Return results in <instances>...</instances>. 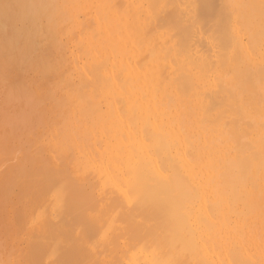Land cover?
Returning a JSON list of instances; mask_svg holds the SVG:
<instances>
[{"label":"bare ground","instance_id":"6f19581e","mask_svg":"<svg viewBox=\"0 0 264 264\" xmlns=\"http://www.w3.org/2000/svg\"><path fill=\"white\" fill-rule=\"evenodd\" d=\"M18 1V0H17ZM81 1H83V0H81ZM94 1V0H93ZM120 2V0H113V2ZM122 1V0H121ZM125 2H126V4H124V7H123V9H122V12H121V15L119 16L118 14H116V13H118L117 12V10L119 9L118 7H120V5H117V2L116 3H112L111 5H113V6H115V9H117V10H115L114 9V7L113 6H111L112 7V9H110V6H109V11L110 12H112V13H109V16H110V14H111V17H109L110 18V20H111V18H112V20H113V22H114V24H113V26H112V24L111 25H108V23L106 22L105 23V20H104V18H103V21L101 20V23L100 24H102L103 25V23H104V25L106 24V25H108L109 27H110V31L109 30H107V29H109L108 28V26H107V29L105 28L104 29V27L101 25V27L103 28V29H101L99 26H97L98 24H97V18L95 17V16H93V18L95 17V19L97 20L96 21V28L98 27L99 29H100V31H102V32H104L105 30L106 31H108V32H104L103 34L104 35H107V42H108V45L110 46V47H107L108 49L110 48V49H114V51L112 50V52H109V50H106V51H108L109 53H110V57H108V65L107 64H105L106 63V61H105V63L102 61V63H101V65H100V62H98V61H100V60H102L101 59V57H98V58H96V57H94L95 55H94V52L92 51V50H90L91 52H93V56L91 57V58H95L94 60H98V61H96L99 65H100V67L102 68L103 66H104V64L105 65H107V67H106V69H105V67L104 68H102V69H105L104 70V72L103 73H105V76H106V78H105V76H103V75H101V78H100V74H102V73H100V72H98L99 70L98 69H100L99 67H97L98 65H95V63H91V65L92 64H94L93 66V68H96V71L98 72H95L94 70L95 69H93V71L95 72V75H94V73H92V67H91V69H89L90 68V61L91 60H89V61H87V62H89V63H84L85 62V60H87V59H85V60H81V59H84V58H86V56L84 57V58H81L82 56H80V60L81 61H84L83 62V64H84V66L83 65H81L82 64V62L80 61L79 63H81V64H78V67H79V65H81L80 67L81 68H83V67H87L88 66V64L90 65V66H88L87 68L89 69V70H91V77H92V79H93V76H95V77H97V76H99V78L97 77L95 80H89V78H91L89 75H87V73L89 72L88 70H86L87 68L85 67L84 69H83V71L85 70V72L86 71H88V72H86V75L89 77H84V75H85V73H83V71L81 70V69H79V68H77V69H79L80 71H82V73L84 74H79L78 73V77H79V75H80V79L82 78V76L81 75H83V77L84 78H86V79H88L87 80V82L89 81V83H90V81H96V80H98L97 82H96V85H99V80L100 79H102L103 78V81H105L106 79L108 80V81H106V82H104L105 84L107 83V85L106 86H103L104 88L105 87H108L109 88V90L104 94V96L106 97V103L103 105V96H101V94H102V92L101 91H104L105 92V90H107L108 88H105V90H103V88L101 89V86L103 85L102 83H101V81H100V83H101V85H99V87L97 86L96 87V85H94L95 83H93V82H91V86H92V88H93V86H94V88H93V90L94 91H97V92H100V93H98V94H100L99 95V98L101 99V101L100 102H96V103H100V105H101V102H102V106H104V108L101 106H99L98 104H94V106L95 105H98L100 108H103V109H101V110H103L102 111V114L101 115H99V117L98 118H95V120H96V123L98 124L99 123V125L97 126L99 129H98V133H99V135H95L97 132L95 131L96 129L95 128H97V127H95L97 124L96 123H94V122H92V123H90V118L88 119L89 120V123L88 124H92V125H87V127L89 128V129H91L90 131H92V133L89 131V132H87L89 129L87 128L86 130L87 131H85L84 132V126H85V121H86V119H85V117L87 116H91V114L92 115H94V113H93V111L95 110H97L98 108L95 106V109H92L91 107H93L94 108V106H93V103L92 102H94L95 103V97L96 96H98V95H96V94H94V95H96V96H94V95H92L93 93V90H91V93L92 94H90V89L87 87V86H85V79L84 78H82V80L84 79V82L85 83H82V85L83 86H85V87H87V89H89V92H86L85 93V91H84V93L82 92V91H80L81 93H83V95L81 94V93H78V90L80 89V90H82L83 89V87L81 88V87H79V88H76V86H74V85H72V84H70V86H69V84H68V88H71V86H72V89H74L73 87H75V89H78V90H73V91H75L74 92V94H70V96H69V99H67V100H69V103L72 101V99L70 100V97L71 96H73V97H71V98H73V106L76 104L75 102H74V99L76 98V97H79L78 96V94L81 96V97H79V101H78V105H79V107L77 106V109H76V105H75V107H74V109L75 110H78L79 111V109H80V111H79V113L81 112L82 113V111H84V109H86V107L84 106L85 104H86V102H87V94L89 93L90 94V96L92 95L93 97H94V99H92V101H90L89 100V102H87L88 104L90 103L91 104V106H89L90 107V109H89V107L87 106V108H88V110L89 111H92V113H90L89 112V115H88V110L86 111H84V112H86V116L84 117V118H82V116L85 114V113H82V116H80V119L82 118V120L83 119H85L82 123H81V121L82 120H79V119H77L76 117H78L79 115H78V112L75 114L76 116H75V120H79L80 121V123L81 124H84V126L82 127L83 128V130L80 128V129H76L77 131L78 130H80V132H81V134L84 132L85 134H87V133H91V135H93L94 134V132H95V136L93 137V139H92V141H91V138H89L90 140H89V142L91 141V143H92V145L90 146V144L88 143V141L87 140H85V138H84V143H83V141H81L80 139H82L83 138V136H82V138H81V134H79L80 136L77 138V136L76 135H78V132H76L75 134L76 135H74V133H72V131L71 132H69L70 134H68V136L70 137V139H72L74 142H73V146H75L76 148H77V146H76V144L75 143H78L79 144V142L81 143H83L84 144V146L88 143L89 144V146L90 147H88L87 149H86V151L87 152H85V147L84 146H82L83 144H79V146H80V148L81 149H83V147H84V151H83V153L85 152V155L86 156H88L87 157V161H89V163H88V173L87 172H85L84 171V169H82L81 170V173L82 174H84V175H86V179L84 178V179H82L81 181H82V186L81 185H79V188H88V199H87V201L84 203V204H86V205H84L82 202H83V200L82 199H79L78 197V194H73L74 196H75V198H76V201H75V198L73 199V195H72V198H71V194L74 192V190L72 191V189L71 188H69V186H67L70 182L68 181V184H66V186L68 187H66V188H64V185H63V183H62V181H63V178H62V180L60 181L59 179L61 178V176L64 174V173H62V170H60L59 168L57 169L58 171L60 170L61 171V173L62 174H60V176H59V178H58V181L57 182H55L56 184L58 183L59 184V181L62 183V184H60V186L61 185H63V186H59L58 188H60V190H62V189H64L63 191H65V189H70V190H68L67 192H68V194H69V196H68V194H66L65 192H63V193H65L67 196H65L64 194H62V191H60L61 192V195H60V199H61V204L62 203H64V205L66 204V202H67V206L65 205H60V216L62 217H60V227H58V228H60L59 230H60V238H58V236H56L58 239H56V237H54V233L56 234V232H51V230L53 231L54 229H52V226L54 227V225H55V223L57 222V221H53L49 216H47L46 218H48V219H50V220H48L47 221V219L46 218H44V219H37V224H38V222H39V224H41V223H44L45 225L47 224V226L46 227H44L43 228V230H44V232H43V230H41V234H44L46 237V240H45V238L44 237H42L41 239H44L45 241H48V242H46L47 244L49 243V246H51L50 245V239H55V242H52V244H53V246H54V243H55V245H56V247H57V245H58V242H59V244H60V247H59V245H58V247H59V252L60 253H58L57 251H58V247H57V249H52V248H48V249H41V250H44V251H46L44 254H39V255H42V256H45V261L46 262H44L43 260H44V258L42 259L39 255V257L42 259V261L45 263V264H57V260H60L59 262V264H224L225 262H233L234 260H235V257H236V255H235V257H234V260L231 258V251L233 250L234 252H235V250H234V245H236V242H233V240L235 241H237V246H235V247H237L238 248V250H243V254H245L247 257H249V258H251L252 259V255L254 256L253 258H254V262L255 261H257L258 262V264H264V227L261 225V231H262V235L260 236V238H259V240H258V238H256V236L255 235H257L258 236V232H256L255 231V229L254 228H257V229H259L258 227L260 226V223H261V221L263 220V217H262V219L260 218V215H262L263 213H264V209H263V207L262 206H264V204H263V202L264 201H260L258 204L259 205H262L261 207H259L258 208V210L256 209V212H258V213H254V215H256V216H259V217H257V224H258V226L256 225V224H254L253 223V220H255V219H253L254 217H253V215L251 214L250 216H252L251 218H249V219H247L248 221L250 220V219H253L252 221L250 220V222H248L249 223V225H248V223L246 224V227H245V229L248 227V226H250V223H251V225L252 226H250L251 228L250 229H252L253 227V229H254V231H252L251 230V232H256L257 234H253V233H250L249 234V232L248 231H246V230H244V233H245V235L243 236V238L245 237V239L247 240V242L249 243V245H246V243L245 244H243V240H242V237L239 235V233H241V232H239V231H241V229H244V227H243V225L245 224V221L247 222V220L245 219V221H244V223H243V220L244 219H240L243 215H244V213H242L243 211H239V209H241L242 210V208L244 207L245 208V206H246V208H245V210L244 211H247L246 209H247V207H248V205H249V203L247 204V205H245L248 201L247 200H249V199H246V198H248V197H246V195H244V197H245V199H246V201L244 202L243 200V202L242 201H240V205H242V203H243V207H239V205H237V203H236V205H237V207H235V208H238V213L240 212V213H242V214H237L236 212H235V208H234V212H235V214L234 215H238L239 216V218L236 216V219H234L233 217H232V219H230V220H232L231 222L234 224V228H232V227H229L230 225H228L229 224V222L228 221H226L227 220V218H226V216H224V214H222V213H225V211H226V208H225V206L227 205V200L228 199H230L231 197H232V195H230L229 193V197H227L228 199L226 200V198H225V195L223 196V193L224 194H226L227 193V191L225 192L224 190H225V186H227V184H228V186H229V183H225V185H224V182H227V180H229V182L233 179V178H230V177H232L233 175L231 174V173H233L234 171V169L231 171V173H230V177H228L226 174H228L229 172L228 171H230V169H228V171L226 170V172H225V170L223 171V172H220V173H222V175L224 174V172H225V176H227L228 177V179L226 180V178L225 177H223V178H221V174H219V176H220V179H222V182L223 183H221L222 185H224L223 187H225V188H223L222 187V189H219L218 187V189L216 188L215 189V185L217 184V179L215 178V182H213V180H212V178H213V175L210 173V171H209V169H208V167H209V164H210V162H213V165H214V167L216 168V166H218L219 165V163H221V160H222V158H221V160L219 159V157L218 156H216L217 155V153H215V152H217V151H215V149L212 151V154H208L207 155V153H206V151H205V153L203 152V150L206 148V145H202V149H201V145L199 146V148H197L198 150L200 149V152H198V150L196 149V143H204V139H203V137L201 136V131L198 129L197 131H198V133H199V135L201 136V138L200 139H197V140H194V141H192V143L194 144V147L192 146V145H190V146H192V148H194V149H196V150H194V153H192L193 151V149L191 148V150L189 149L190 147H188V144H187V138L185 137V135H186V133L189 135V131H188V124L189 123H187V125L186 126H184V124L186 123V120H188V118L191 116L190 114H191V112L192 111H189V113L187 112V114L188 115H186L187 117H184L183 119V124L182 125H180V122H181V118H179V116H181L180 114H179V116L177 117L180 121H178V119H176V113L174 114V112H175V110H173L172 109V105H171V103H170V100H171V89H169V87L170 88H173L171 85L172 84H174L173 82L174 81H176L177 82V84L178 85H176V83L174 84V86L176 85L177 87L179 86V88H181L183 91L181 92V89H179L180 90V93H182V95H183V92L185 93V91L187 90L188 91V87L187 86H193V85H191V84H189L188 83V79L190 78V77H188L186 74H181V73H179L178 75H177V78H176V80L174 79V80H172L173 78H172V70L173 69H171V65H174V70H176V68H177V66L178 65H180L179 64V61H184L183 59H177V61L176 62H178V65L177 64H171V63H168V62H170V61H167V62H165V60H161L160 62L159 61H157V59H159V57L158 56H160V54L161 53H163V57L162 56H160V59H161V57L163 58V59H168V58H170V56H169V54L168 53H171L170 51H168L169 50V48H171V47H167L166 49H165V52H163V49L162 48H164L163 46H161L160 48H161V50H162V52H160V49H159V51H158V56H157V54H156V56L158 57H156V56H153L152 55V52H151V47H152V43H150V42H148V40L150 39V37L154 34L153 33V31H154V29L153 28H151L150 26L152 25V17L154 16V13H161L162 12V18H164V16H166L167 17V14H168V16L170 17V20H168L169 19V17L168 18H164L165 20L167 19V21H165L164 19H162L159 15V18H161L162 20H164V23L166 22V25H170L169 23L172 21L171 20V18H174V17H176V16H179V14H178V12H180V11H178L177 10V7L179 6V5H183L184 3L182 2V4L180 3L179 4V2H181L182 0H180L179 2H178V0L176 1V0H174L175 1V3L174 4H176V5H178L177 7H174L175 5L173 4V3H170L171 1H173V0H170V2H168L169 0H163L164 2H168L167 4H169L168 6L170 7V8H172V5L171 4H173L174 6V8H176V9H171V11L170 12H167L168 11V9H169V7L168 6H166L165 7V9L164 10H166L167 9V14H166V12L164 11H162L161 10V8L160 7H162V6H159V9H160V11L156 8V6L159 4V2L157 3V1L155 0V3H154V0H150L152 3H148V0H147V2H145V0H142L143 2H145V3H143L141 0H124ZM159 1H161V0H159ZM173 1V2H174ZM189 2H187L188 4L190 3L191 5H189L190 7L194 4V7L195 8H190V7H188V8H190L192 11H193V9H194V12H196V14L194 15L193 13H192V16H194L193 18L194 19H196V20H193V18L192 19H190V15L189 14H191L190 13V9L188 10V9H186V6H184L185 8H183V9H181V11L183 10V12H186V13H184L185 14V16H188V18L187 19H190V21H192L193 22V24H197L196 26L197 27H193L192 28V30L190 29L192 26L191 25H193L192 24V22H190L189 20H185V18H184V16H183V14L180 12V18H174L173 19V22L171 23V25L172 24H175L176 25V27H174V25H172V27H173V29L175 30V32H177V34H180V36L178 35V36H175L177 39H175L177 42H178V44H180V39H181V37H182V40H183V38L185 39V41L186 42H190V43H192V36L191 35H193L192 34V32L191 33H187V32H190L189 30H191V31H193V33L194 32H198V30L197 31H195V29H197L198 27H200V29L199 30H201V31H203V30H205V32L209 35V34H211L209 37L210 38H213V36L216 34L217 36L218 35H220L219 33H223V31H227V30H225V28H227L228 29V25L226 24V27H225V25L223 24V23H225V21H224V17L225 18H227L226 16H224V13H223V11H224V9H223V11H222V9L220 10H217L216 8L218 7H216V5H220L221 4V6L223 5L222 3H221V1L222 0H210L212 3L210 4V1L209 2H207L206 4L204 3V0L203 1H199V0H188ZM193 1V3H191V2ZM215 1V2H214ZM216 1H218V2H220V4L218 3V2H216ZM227 1V0H226ZM238 1V0H237ZM260 1V0H259ZM258 1V5H259V2ZM80 2V1H79ZM101 2V1H100ZM163 2V3H164ZM176 2H178V3H176ZM195 2V3H194ZM204 3V5H202V4H200V3ZM233 2V1H232ZM241 2V1H240ZM239 2V3H240ZM243 2V1H242ZM8 3V2H7ZM11 4L10 5H12L13 3H12V1L10 2ZM83 3V2H82ZM82 3H81V5H82ZM199 3V4H198ZM214 3V4H213ZM218 3V4H217ZM226 3V2H225ZM93 4H94V2H93ZM107 4V3H106ZM115 4V5H114ZM147 4V5H146ZM148 4H150L149 6H148ZM151 4H153V5H155V6H153V8L155 7V9H157V11L156 10H153V8H152V11L150 10V8L152 7L151 6ZM186 4V3H185ZM216 4V5H215ZM232 4V3H231ZM235 4H237V3H235ZM26 5V4H25ZM74 5V4H73ZM123 5V4H122ZM160 5H161V3H160ZM171 5V6H170ZM210 5H212V7L211 8H214V9H211L210 8ZM238 5V4H237ZM27 6V5H26ZM69 6V5H68ZM75 6H77V3H76V5H74V7ZM106 6V5H105ZM117 6V7H116ZM130 6V7H129ZM164 6H165V3H164ZM164 6H163V8H164ZM201 6L203 7V6H207L206 8L205 7H203V8H201ZM227 6H228V4H226V7H224V8H227ZM233 6V5H232ZM251 7L250 8H252V5H250ZM254 6V5H253ZM256 6V5H255ZM254 6V8L256 9V7ZM22 7V6H21ZM83 7V6H82ZM87 7V6H86ZM85 6L83 7V8H86ZM108 7V6H107ZM106 7V8H107ZM158 7V6H157ZM168 7V8H167ZM235 7V6H234ZM244 7L246 8V5H244ZM13 8V7H12ZM15 8H16V6H15ZM25 8V7H24ZM70 7H68V9H69ZM127 8V9H126ZM162 8V9H163ZM179 8H182V7H178V9ZM243 8V7H242ZM241 7H240V9H242ZM5 9V8H4ZM19 9V8H18ZM71 9V8H70ZM184 9H186V11L184 10ZM198 9V10H197ZM207 9H210V10H212L210 13L208 12H206V10ZM229 9V8H228ZM238 9V8H237ZM240 9H239V11H240ZM254 9V10H255ZM1 10H3V9H1ZM16 10V9H15ZM106 10V9H105ZM112 10V11H111ZM173 10H174V12H173ZM175 10H177V11H175ZM180 10V9H179ZM187 10H188V14H187ZM205 10V12H203ZM214 10V11H213ZM9 11H10V9H9ZM21 11V10H20ZM118 11H120V9L118 10ZM155 11V12H154ZM159 11V12H158ZM191 11V12H192ZM204 14H201V12ZM219 11H221V12H219ZM229 11H231V10H228L227 12H229ZM233 11V10H232ZM232 11H231V13H230V15H232ZM236 11V10H235ZM260 11H262V9H260ZM264 11V10H263ZM8 12V11H7ZM17 12V11H16ZM16 12H14V13H16ZM116 12V13H115ZM152 12H154L153 13V15H152ZM171 12H173V15H176V16H173L172 14H171ZM176 12V13H175ZM197 12H200V14H201V16H200V14L199 13H197ZM218 12L219 13H221L219 16L217 15L218 14ZM234 12V11H233ZM245 12V11H244ZM247 12V11H246ZM19 13H21V12H19ZM30 13H32V11L30 12ZM88 13V12H87ZM93 13V12H92ZM163 13H165L166 15H164ZM175 13V14H174ZM215 13H217V14H215ZM249 13V10H248V12H247V14ZM258 13H260L259 11H258ZM10 14H11V11H10ZM25 14V13H24ZM23 14V15H24ZM36 14V13H35ZM82 15H84V13H81ZM98 14V12L96 13V15ZM157 14H155V16H157ZM181 14H182V16H181ZM207 14H209V15H207ZM210 14H215L216 16H214L213 17V15H210ZM223 14V16H221ZM243 14V13H242ZM247 14H243L242 15V17L243 16H245V17H247ZM3 15H4V12H3ZM2 15V16H3ZM6 15V14H5ZM8 15H9V13H8ZM23 15H21V16H23ZM26 15V14H25ZM58 15H59V13H58ZM82 15H80V19H82ZM164 15V16H163ZM206 15V16H205ZM259 15H261V13L259 14ZM11 16H13V15H11ZM15 16H17V14L15 15ZM155 16H154V18H155ZM158 16H157V18L155 19V21H157L159 18H158ZM191 16V17H192ZM199 16V17H198ZM205 16V17H204ZM209 16V17H208ZM240 17V14H238L237 15V18L239 19V17ZM249 17H250V13H249V15H248ZM35 17V16H34ZM58 17V16H57ZM71 17V16H70ZM79 17V16H78ZM100 17V16H99ZM107 17V16H106ZM208 17V18H207ZM214 18V19H212V18ZM221 19H220V18ZM231 17V16H230ZM244 17V18H245ZM259 17H262V16H259ZM258 17V18H259ZM23 18V17H22ZM32 18H33V16H32ZM108 18V17H107ZM181 18L183 19V21L185 20V22H188V23H180V22H183L182 20H181ZM202 18H204L203 20H201ZM211 18V19H210ZM216 18H218L217 20H219V23H217V24H215L216 25V27L214 28V26H213V23H215L214 21H217L216 20ZM228 18H229V16H228ZM228 18H227V20H228ZM232 18V17H231ZM236 18V21L238 20ZM244 18H243V20H244ZM6 19V18H5ZM26 19V18H25ZM160 19V20H161ZM178 21H177V20ZM198 19V20H197ZM253 19H254V17H253ZM262 19V18H261ZM260 19V22H262V23H264L262 20ZM6 20H8V18L6 19ZM11 20V19H10ZM13 20V19H12ZM16 20H17V18H16ZM19 20V19H18ZM86 20V19H85ZM99 20V21H100ZM107 20H109V19H107ZM161 20V21H162ZM181 20V21H180ZM200 20V21H199ZM210 20H214L213 22H212V27L214 28H211V26H210V24H209V22L211 23V21ZM223 20V22H222V24L224 25L223 27H225V28H223L222 26H218L219 24L220 25H222L221 24V21ZM249 20V19H248ZM4 21V20H3ZM25 21V20H24ZM82 21H83V23H84V25H85V21L82 19ZM120 21H122L123 22V24H120V27L119 26H117V25H115L116 23H118V22H120ZM169 21V22H168ZM180 21V22H179ZM209 21V22H208ZM231 21V20H230ZM252 21V20H251ZM79 22H81L80 20H79ZM178 22H179V24H178ZM189 22H190V24H189ZM198 22V23H197ZM200 22H201V24H202V26H200ZM229 22V21H228ZM244 22L246 23L247 22V18H246V20H244ZM242 23L243 25H245V23ZM1 23V22H0ZM31 23V22H30ZM155 23H157L158 24V22H155ZM162 23H163V21H162ZM163 23V24H164ZM208 23V24H207ZM238 23V22H237ZM237 23H234V21H233V27H234V25H236ZM249 23V21L247 22V24ZM26 24V23H25ZM76 24H81V26H83L82 25V23H76ZM182 24V25H181ZM184 24H186L187 26L188 25H190V26H185ZM203 24H204V26L205 25H207L206 27H204L203 26ZM260 24V23H259ZM105 25V26H106ZM160 25V23L158 24V25H156L157 26V28H161V27H165V30H169V31H172V30H170V29H172V27L171 26H164V25H161L160 27H158ZM179 25H181V26H179ZM230 25V24H229ZM239 25V24H238ZM238 25L237 26H235V28L236 27H238ZM256 25V23L253 25V26H255ZM260 25H262V24H260ZM264 25V24H263ZM262 25V26H263ZM48 26V25H47ZM85 26H89L88 24L87 25H85ZM111 26H112V29H111ZM193 26H195V25H193ZM210 26V27H209ZM259 26V25H258ZM11 27V26H10ZM23 27H25V26H23ZM34 27V26H33ZM52 25H51V29H52ZM167 27V28H166ZM179 27V28H178ZM187 28V30H185V35H186V33H187V35H190V37L189 36H186V37H188L189 39H191L190 41H189V39L188 38H186V37H183V36H185L184 35V29L185 28ZM204 29H203V28ZM208 27L210 28V29H212L211 31L210 30H208ZM220 27V28H219ZM230 27V26H229ZM241 27V26H240ZM247 27V26H246ZM256 27H257V25H256ZM54 28V27H53ZM90 28V26L89 27H87L86 29H89ZM95 28V27H94ZM116 28H119L120 29V37L118 36V33L116 32L117 31V29ZM150 28H151V30H152V32H149L150 31ZM156 28V27H155ZM168 28H170V29H168ZM182 28H184L183 30H182ZM221 28H223L222 29V31H221ZM250 28H252L253 29V37H254V35H255V33H256V31H255V28H253V27H251L250 26ZM249 28V29H250ZM260 26H259V31L260 32H264V31H262V30H260ZM21 29V28H20ZM23 29V28H22ZM28 29V28H27ZM81 29V28H80ZM80 29H78V31H77V34H78V32H80L79 30ZM85 29V27L83 28V30ZM122 29V30H121ZM179 29V30H178ZM181 29V30H180ZM194 29V30H193ZM207 29V30H206ZM237 29V28H236ZM242 29V28H241ZM244 29V28H243ZM30 30V29H29ZM48 30V29H47ZM91 30H93L92 28H91ZM217 30L219 31L218 32V34H217ZM238 30H239V33H240V29L238 28ZM251 30V29H250ZM264 30V29H263ZM15 31H16V29H15ZM52 31H54V29H52ZM122 31V32H121ZM141 32V35H142V40H141V42H139V39H140V32ZM182 31V32H181ZM201 31H199V33H201ZM210 31V32H209ZM232 31H235L234 30V28H233V30ZM252 31V30H251ZM255 31V32H254ZM47 32V31H46ZM84 32V34H86L85 33V31H83ZM86 32H87V30H86ZM110 32V33H109ZM173 32V31H172ZM174 32V33H175ZM204 32V31H203ZM214 34V35H212V33ZM235 32H237V31H235ZM234 32V33H235ZM244 31H242L241 30V35H243L242 37H244L245 35H246V33H243ZM250 32V31H249ZM76 33V32H75ZM93 33H94V30H93ZM93 33H91V35L93 34ZM122 33V34H121ZM148 34V33H150V37H149V34L148 35H146V34ZM153 33V34H152ZM157 33H160V32H157ZM163 33V32H162ZM174 33H171V34H169L168 33V35H169V37L170 36H172V37H174ZM196 33H194V34H196ZM199 33L198 34H196V35H194L195 37L198 35V38H199ZM227 33H229V31L228 32H224V34H227ZM243 33V34H242ZM247 33H248V31H247ZM18 34V33H17ZM17 34H15L16 36H17ZM23 34V33H22ZM27 34V33H26ZM77 34H76V36L74 37V39L75 38H77ZM102 34V33H101ZM177 34H175V35H177ZM239 34V35H240ZM264 34V33H263ZM263 34H261L260 33V36H263ZM58 35H61V34H58ZM87 35L90 37V39L92 38V36L90 35V31H89V33H87ZM86 35V36H87ZM97 34H95V36H96ZM144 35H146L145 37L146 38H148L149 37V39L147 40L146 38H144ZM159 35V34H158ZM161 35V34H160ZM181 35H183V36H181ZM200 35H203L202 33L200 34ZM205 35V34H204ZM203 35V36H204ZM222 35V37L224 36L223 34H221ZM229 35V34H228ZM231 36H232V34H230ZM252 35V34H251ZM22 36V35H21ZM24 36V35H23ZM27 36V35H26ZM25 36V37H26ZM29 36V35H28ZM80 34H79V37L78 38H80ZM88 36L86 37L87 39H89L88 38ZM94 36V35H93ZM103 36V35H102ZM154 36V39H156V37H155V35H153ZM152 36V37H153ZM162 36V35H161ZM206 36V35H205ZM217 36H215V37H217ZM246 36H249L250 37V34H248V35H246ZM19 37V36H18ZM25 37H23V39L25 38ZM151 37V38H152ZM194 37V38H195ZM208 37V36H207ZM214 37V38H215ZM221 37V36H220ZM225 37V36H224ZM220 38V42L222 43H224V45H223V43L222 44H219L220 42L219 41H217V44H219V46L217 47V48H219L220 50V52H219V54L221 55L222 53H224V55L222 56L221 55V57H220V55L216 52V49H215V46H217L216 44H214V45H210L209 44V42L211 41H209V39L210 38H207V43H208V45H210L211 47H209L208 45L206 46V48H207V50L209 51H206L207 52V54H205V55H207V56H209L208 55V53L210 54V50H215V52H214V54H211L210 56H209V58L210 59H212L211 58V56L213 55V56H216L215 58L218 60L219 58H217V56L218 57H220V59L218 60L219 62H220V60H226V58L228 57L227 55V57L225 56V54H226V51L225 50H223V52L221 51V48L222 47H224L225 45V49L228 47L229 48V44L228 43H226V40L228 41V42H230L229 40L230 39H228L229 37H227V35H226V37L225 38ZM236 37H237V35H236ZM235 37V38H236ZM27 38V37H26ZM30 38V37H29ZM32 38V37H31ZM86 38H84V40L86 39ZM161 38V37H160ZM166 38V37H165ZM165 38H164V40H165ZM168 38V37H167ZM167 38H166V40H167ZM198 38H195L194 39V41H198L197 43H196V45H195V47H194V45L193 44H190V46H187L188 45V43H187V45H185V46H187V47H185L186 49H188V51L189 52H186L187 50H185V48L184 47H180V46H182L183 45V41L181 40V45L179 46L178 45V47L181 49V48H184V49H181L182 50V54H183V51H184V54L186 53V54H188V55H190V57H189V59L191 60V58H193L192 60H196V61H198V62H195V63H198V65L201 63V62H199V59H198V57L200 56V58H202V56L203 55H200V54H202V52H205L204 50H201V48L199 47V49L202 51H199V49L197 50L200 54H198V52L196 53V46L197 45H199V46H201V43H202V46H204L205 47V45L207 44L206 42H204L205 40H200V38H202V36L199 38V40H197ZM206 38V37H205ZM213 38V39H214ZM232 38V37H231ZM245 39H243L244 40V42H243V45H246V46H244V47H248V49H246L247 50V52H248V50L250 51V48H249V46H247V44L249 43V42H247V37H244ZM255 39H256V36L254 37ZM28 39V38H27ZM73 39V40H74ZM154 39H152L153 41H154ZM159 39V38H158ZM179 39V40H178ZM187 39V40H186ZM204 39V38H203ZM213 39H212V41H213ZM217 39V38H216ZM215 39V40H216ZM223 39H225V41L223 40ZM233 39H234V37H233ZM253 39V38H252ZM261 39H262V37H261ZM263 39H264V36H263ZM262 39V40H263ZM11 40V39H10ZM21 40V39H20ZM93 40H94V38H93ZM170 40H171V38H170ZM174 40V41H175ZM215 40H214V42H210L211 44H213V43H215ZM217 40H219V38L217 39ZM232 40V39H231ZM254 40V39H253ZM22 41V43L25 41H23V40H21ZM32 41H34V40H32ZM98 41V40H97ZM97 41H96V43H97ZM156 42H157V40H155ZM154 41V42H155ZM184 41V42H185ZM194 41H193V43H194ZM199 41H200V43H199ZM209 41V42H208ZM236 41H237V39H236ZM256 41H257V39H256ZM264 41V40H263ZM12 42H13V40H12ZM84 42V41H83ZM92 42V41H91ZM93 42H95V41H93ZM99 42V41H98ZM101 42V41H100ZM156 42H155V44H154V47H155V45H156ZM164 42H166V41H164ZM167 42H168V40H167ZM219 42V43H218ZM232 42V41H231ZM234 42V41H233ZM246 42H247V44H246ZM255 42V41H254ZM254 42H252V43H254ZM11 43V42H10ZM71 43V42H70ZM85 43V42H84ZM82 44V46L83 45H86V43H88L87 42V40H86V43L85 44ZM102 43V42H101ZM158 43V42H157ZM194 43V44H195ZM204 43V44H203ZM226 43V44H225ZM235 43V42H234ZM234 43H231V44H234ZM258 43H259V40H258ZM261 43H264V42H261ZM9 44V43H8ZM7 44V45H8ZM12 44V43H11ZM11 44H9V46H11ZM24 44V43H23ZM31 44V43H30ZM32 44H34V46L35 45H37V42L35 43H32ZM53 45H54V41H53V43H52ZM94 44V43H93ZM92 44V46L94 47V45ZM98 44V43H97ZM165 44V43H164ZM176 44V42L173 44V46ZM236 44V43H235ZM238 44H239V42H238ZM238 44L236 45V49H237V46H238ZM254 44H256L257 45V43L255 42ZM13 45V44H12ZM24 45H26V44H24ZM70 45V44H69ZM88 45V44H87ZM159 45H163V42H160L159 43ZM191 45H192V48H194L195 49V51L194 52H192L193 53V55L192 54H190V51H192L191 49L189 50V48H191ZM223 45V46H222ZM249 45H250V43H249ZM21 46V45H20ZM33 46V47H34ZM80 46H81V44H80ZM95 46H97L98 47V45H95ZM176 46H177V44H176ZM184 46V45H183ZM201 46V47H202ZM213 46V47H212ZM220 46H222L221 48H220ZM254 46V45H253ZM14 47V46H13ZM18 47V46H17ZM42 47H44V46H42ZM87 47V46H86ZM111 47H113V48H111ZM157 47V46H156ZM189 47V48H188ZM260 47H264L263 45L262 46H260ZM10 48H12V46L10 47ZM20 48V47H19ZM28 48V47H27ZM49 48V47H48ZM52 48V53L51 54H53L54 53V51L53 50H55V49H53L54 48V46L53 47H51ZM60 49L62 48V49H64L63 47H59ZM79 48V47H78ZM82 47H80V49H81ZM83 48H85V46L83 47ZM88 48V47H87ZM99 48V47H98ZM177 48V47H176ZM176 48H175V51L177 52V55H179L178 53H181V50H179V48L176 50ZM209 48V49H208ZM213 48V49H212ZM13 49V48H12ZM17 49V48H16ZM21 49V48H20ZM34 49V48H33ZM44 49V48H43ZM60 49H58V52L59 53H61V54H63V52L60 50ZM76 50H78L77 49V47L75 48ZM106 49V48H105ZM174 49V48H173ZM260 49H262L263 50V48H260ZM22 50V49H21ZM42 50V49H41ZM49 50V49H48ZM51 50V49H50ZM70 50H71V48H70ZM75 50V51H76ZM171 50V49H170ZM179 50V51H178ZM213 50V51H214ZM235 50V49H234ZM238 51H243V50H241V49H237ZM236 50V52H238ZM253 50V49H252ZM251 50V51H252ZM255 50H256V48H255ZM254 50V51H255ZM8 51V50H7ZM12 51V50H11ZM14 51V50H13ZM18 52V54H19V51L18 50H15L14 51V53L15 52ZM43 51V50H42ZM61 51V52H60ZM74 51V52H75ZM78 51H80V50H78ZM77 51V52H78ZM83 51V53H84V51H86V50H81V52ZM88 51V50H87ZM87 51H86V53H87ZM99 51V50H98ZM105 51V52H106ZM166 51H168V52H166ZM174 51V52H175ZM217 51H218V49H217ZM229 50L227 49V52H228ZM232 51H233V47H232ZM250 51V53H252ZM16 52V53H17ZM73 52V53H74ZM99 52H102V51H99ZM108 52H106L107 54H108ZM236 52H234L233 51V53L235 54ZM244 52V51H243ZM242 52V53H243ZM10 53V52H9ZM13 53V54H14ZM43 53H45V52H43ZM49 53V52H48ZM79 53V52H78ZM83 53H82V55H83ZM90 53V52H89ZM89 53H87V54H89ZM105 53V54H106ZM160 53V54H159ZM215 53H217V54H215ZM240 53V52H239ZM238 53V54H239ZM246 53V52H245ZM261 53V52H260ZM18 54H16L17 56H18ZM22 54V53H21ZM58 55V57H60L59 59H62L63 58V56L62 55ZM75 54H77V53H75ZM74 54V55H75ZM96 54V53H95ZM165 54H167L168 56H166ZM172 54V53H171ZM182 54H180V55H182ZM186 54H185V56H186ZM233 54V57H231L232 56V54H231V58H233L235 61H237L238 59H241V58H236L235 56H240V55H234ZM248 55H249V53H247ZM256 53H253V54H250L249 56H250V59H254V55H255ZM262 54V53H261ZM263 54H264V52H263ZM20 55V54H19ZM64 55V54H63ZM73 55V56H74ZM103 55V54H102ZM164 55L166 56V57H164ZM174 55H176V53L174 54ZM188 55L186 56L187 57V60L185 59V57H184V59L187 61V64L188 65H191V66H193V65H195V63L192 61H190V63L191 64H189V59H188ZM191 55H192V57H191ZM195 55H197V57L195 56ZM199 55V56H198ZM205 55L203 56V58H204V62H202V63H205V61H206V59L208 58H206L205 57ZM242 55V54H241ZM251 55L253 56V57H251ZM257 55V54H256ZM40 56V55H39ZM51 56V55H50ZM53 56V55H52ZM62 56V57H61ZM76 56H78V55H75V58H77ZM89 57H90V55H88ZM183 56V55H182ZM181 56V57H182ZM246 56V55H245ZM20 57V56H19ZM79 57V56H78ZM103 57V56H102ZM107 57H105V59L104 60H107L106 58ZM194 57H196V59L194 58ZM237 59H235V58ZM241 57V56H240ZM258 57V56H257ZM40 58V57H39ZM104 58V57H103ZM206 58V59H205ZM208 58V59H209ZM222 58V59H221ZM223 58H225V59H223ZM229 59V61H231L232 59ZM262 58H264V57H262ZM53 59V57L50 59V60H52ZM55 59V58H54ZM209 59V60H210ZM243 59V58H242ZM245 59H248V58H245ZM255 59L257 60L258 58H256L255 57ZM49 60V61H50ZM75 60V59H74ZM73 59H71V61H74ZM77 60H79L78 58H77ZM94 60H93V62H94ZM170 60H172L173 62H174V60L172 59V55H171V59ZM209 60H207V61H209ZM55 61V60H54ZM171 61V62H172ZM186 61H184V66H186L185 65V62ZM200 61H202L201 59H200ZM206 61V62H207ZM211 61H215V59H212V60H210L209 62H211ZM228 61V62H229ZM233 61V60H232ZM234 61V62H235ZM239 61V60H238ZM237 61V62H238ZM249 61V60H248ZM255 61V60H254ZM51 62V61H50ZM63 62V61H62ZM209 62H207V64L205 63V65L204 66H202V64H201V66L200 67H204V70L205 71H207L206 70V68H207V66H209L210 64H212V65H215V67H217V66H222L221 64H222V62H220V63H217V65L215 64L216 63V61L215 62H211V63H209ZM227 62V63H228ZM234 62L232 63V65L234 64ZM240 62V61H239ZM238 62V63H239ZM243 63H244V59H243V61H242ZM263 63H264V61H262ZM53 64L54 63H56V62H52ZM59 63H60V60H59ZM71 63V62H70ZM183 62H181V64H182ZM194 63V64H193ZM223 63H225V62H223ZM230 63V62H229ZM230 63V64H231ZM242 63V64H243ZM246 63V62H245ZM249 63V62H248ZM247 63V64H248ZM258 63H260V62H258ZM53 64H51V65H53ZM86 64V65H85ZM102 64H103V66H102ZM209 64V65H208ZM229 64V65H230ZM240 64H241V62H240ZM250 64V63H249ZM260 64H262V63H260ZM260 64L258 65V68H256V71H257V69H258V71H259V74H264V73H260V71L262 72V70H264V69H262L263 68V66H260ZM62 65V64H61ZM60 65V66H61ZM70 64L68 63V66H69ZM71 65H73V64H71ZM197 65V64H196ZM198 65H197V68L199 69L200 67H198ZM211 65V66H212ZM227 65V64H226ZM226 65H225V68H226ZM237 66H238V64H236ZM243 65H245V64H243ZM256 65V64H255ZM254 65V66H255ZM256 65V66H257ZM263 65V64H262ZM55 66H57V65H55ZM184 66H182V65H180V67H182L183 69L185 68ZM211 66H209L208 68H209V70H213V69H215V70H217L214 66H212V67H214V68H212ZM228 66V65H227ZM249 66H251V64L249 65ZM248 65L247 66H245V67H249ZM254 66H251V67H254ZM53 67V66H52ZM75 67V66H74ZM189 67V66H188ZM211 67V68H210ZM228 67H230V66H228ZM238 67H240V66H238ZM259 67H261V70L259 69ZM46 68V67H45ZM57 67H55V69H56ZM166 68H168V70H169V72H168V74L166 73ZM179 68V67H178ZM177 68V69H178ZM197 68H196V66H195V70H197ZM218 68V67H217ZM224 67L223 68H221L222 70L223 69H225ZM235 68V65H233L232 66V68L230 67V69H234ZM182 69V70H183ZM193 69V68H192ZM193 69V70H194ZM203 68H200V70H202ZM240 69V68H239ZM242 69V71L240 72V73H242L243 72V69H245L244 68V66H243V68H241ZM79 70H77L78 72H80ZM181 70V69H180ZM179 70V71H180ZM186 70V72H188L187 71V69H185ZM185 70L183 71V72H185ZM192 70V71H193ZM218 70H219V68H218ZM250 70V69H249ZM53 71H54V69H53ZM100 71H101V69H100ZM176 71H178V70H176ZM198 71V70H197ZM214 71V70H213ZM212 71V72H213ZM225 71H226V69H225ZM231 71V70H230ZM230 71H227L228 73H230ZM240 71V70H239ZM239 71L237 70V75H238V77H239ZM247 71H248V69H247ZM247 71H245L246 73H247ZM254 71V70H253ZM102 72V71H101ZM185 72V73H186ZM208 72H210V71H208ZM215 72H217V71H215ZM224 72V71H223ZM226 72V73H227ZM245 72H244V76H245ZM264 72V71H263ZM52 73V72H51ZM68 73V76H69V72H67ZM90 73V72H89ZM88 73V74H89ZM100 73V74H99ZM211 73V72H210ZM227 73V74H228ZM236 73V72H235ZM254 73V72H253ZM256 73V72H255ZM254 73V74H255ZM53 74V73H52ZM76 74H77V72H76ZM177 74V73H176ZM189 74H191V73H189ZM208 75L207 76H209V73H207ZM223 74V73H222ZM226 74V75H227ZM234 74V73H233ZM174 75V74H173ZM180 75L184 78H182L181 77V79L182 80H179V78H180ZM184 75V76H183ZM197 75V74H196ZM235 75V74H234ZM234 75H232V76H234ZM237 75H235L236 77H237ZM241 75V74H240ZM248 75H250V73L248 72V74H246V76H248ZM256 75V74H255ZM254 75V76H255ZM52 76H54V75H52ZM61 76H63V74H61ZM60 76V77H61ZM103 76V77H102ZM178 76H179V78H178ZM201 76V75H200ZM216 76H218V75H216ZM221 76H223V75H221ZM221 76H220V78H221ZM264 76V75H263ZM263 76H261V77H263ZM195 77V76H194ZM203 77H206V75L204 74L203 75ZM212 77V76H211ZM237 77V78H238ZM246 78V77H243L242 75L240 76V78L238 79L239 81L238 82H240V80H243L242 78ZM256 77L258 78V75H256ZM259 77H260V75H259ZM68 78H70V77H68ZM105 78V79H104ZM175 78V77H174ZM193 78V77H192ZM196 78V77H195ZM207 78V77H206ZM209 78V77H208ZM208 78H207V81H208ZM213 78H217V77H213ZM213 78H212V80H213ZM237 78H236V80H237ZM50 79V78H49ZM185 79H187L186 80V82H184L183 80H185ZM205 79V78H204ZM222 79V78H221ZM252 79H253V77H252ZM260 80H258L259 81V83H263L264 82V79L263 78H259ZM70 80V79H69ZM195 80H197V79H195ZM202 80H203V78H202ZM209 80H211V79H209ZM254 80V79H253ZM262 80V81H261ZM61 81V79L59 80V82ZM181 83H180V82ZM189 81H190V79H189ZM198 81V80H197ZM196 81V82H197ZM203 81H205V80H203ZM216 81H217V79H216ZM221 80H219L218 79V84L220 85L221 84V82H220ZM233 81H235V80H233ZM246 81H248L249 83H252V82H250L251 80L249 79V80H246L245 79V83H246ZM83 82V81H82ZM190 82H192V81H190ZM195 82V81H194ZM195 82V83H196ZM202 82V81H201ZM200 82V83H201ZM209 82V81H208ZM212 82H214V80L212 81ZM211 82V84L212 85H210L209 83L207 84V82H204V83H206L207 85H209V86H213V87H215L216 85H215V82L214 83H212ZM220 82V83H219ZM247 82V84L249 85V86H251L249 83ZM66 83V82H65ZM72 83V82H71ZM74 83H78V82H74ZM89 83H88V85H89ZM203 83V84H204ZM226 83V82H225ZM231 83V82H230ZM229 83V84H230ZM241 83V82H240ZM240 83H238V84H240ZM258 83V85H260ZM58 84V83H57ZM87 84V83H86ZM186 85L185 86V88H184V86H182V85ZM187 84H189V85H187ZM205 84V85H206ZM237 84V85H238ZM257 84V83H256ZM59 85V84H58ZM64 85V84H63ZM66 85V84H65ZM64 85V86H65ZM79 85H81V83H79ZM180 85L182 86V87H180ZM221 85H223V83L221 84ZM225 85V84H224ZM228 85V84H227ZM227 85H225L226 87H227ZM233 85H235L234 84V82H233ZM232 85V86H233ZM241 86L243 85V83L242 84H240ZM240 85H238L237 87L238 88H240L241 86ZM253 85V84H252ZM91 86H89V87H91ZM201 86V85H200ZM204 86V85H203ZM208 86V87H209ZM222 87V88H225L226 89V87ZM230 86H231V84H230ZM245 86H246V84H245ZM245 86H243V87H245ZM248 86V87H249ZM66 87V86H65ZM188 89H187V88ZM191 87H190V89H191ZM198 87V86H197ZM196 87V88H197ZM207 87V88H208ZM233 87H236V86H233ZM253 87H255V85H253ZM253 87H250V88H252V89H254ZM261 87H262V89H264V86H263V84L261 85ZM96 88H100V91H98V90H96ZM199 88V87H198ZM197 88V89H198ZM210 88V87H209ZM218 88H220V87H218ZM230 88V87H229ZM256 88V87H255ZM58 89V88H57ZM71 89V90H72ZM85 89V88H84ZM83 89V90H84ZM176 89H178V88H176ZM189 89V90H190ZM193 89V88H192ZM235 88H233V90H234ZM237 89V88H236ZM241 89V88H240ZM239 89V90H240ZM247 89H249V88H247ZM256 89H258V88H256ZM262 89H258V91L259 90H261L262 91ZM68 90V89H67ZM70 90V91H71ZM174 91H176L175 90V88L173 89ZM179 90L178 91H176V93H178L179 92ZM199 90H201V89H199ZM227 90H228V88H227ZM226 90V91H227ZM230 90V91H229ZM228 90V92L229 93H227L225 90H218V89H216V91H214V93L213 94H215V93H218V92H221V94L220 93H218V94H215V96H220V95H222V96H220L219 98H220V100H219V98L218 97H215L214 96V98L217 100H215V105H214V107H210V110H208V113L209 114H211V108H213V114H214V112H215V108L219 111L218 113L220 114V116H219V119L220 118H222V114L224 113L226 116H228V117H226L225 119H227V118H229V115H228V112L229 113H231L232 112V110H231V108L230 107H232V104L234 105L235 103H236V105L239 103L238 102V100H236L235 98V96H237V95H234V91H233V93H231V88ZM245 90H246V88H244V92H245ZM57 91V90H56ZM65 91V90H64ZM69 91V90H68ZM69 91V92H70ZM73 91H72V93H73ZM186 91V92H187ZM222 91H225V93H223ZM237 91H238V89H237ZM236 91V92H237ZM60 92V91H59ZM192 92H193V90H192ZM192 92H191V94H192ZM205 93V92H203V91H200V92H196V93ZM211 92H213V89H212V91ZM239 92V91H238ZM241 92H242V89H241ZM244 92H243V94H244ZM249 94L251 93L252 94V91L250 92V91H247ZM247 92H245V94L247 93ZM58 93V92H57ZM65 93V92H64ZM71 93V92H70ZM173 93V92H172ZM175 92H174V94H176ZM180 93H178V94H180ZM194 93V92H193ZM208 93H210V92H208ZM255 93H257V92H255V89H254V93L253 94H255ZM263 93H264V90H263ZM60 94V93H59ZM86 94V95H85ZM229 96H232V94H233V96H234V98H233V96H232V98L234 99H232L231 97H229ZM231 94V95H230ZM235 94H238V93H235ZM241 94V93H240ZM244 94V95H245ZM258 94H260V95H262V93H258ZM74 95L76 96V97H74ZM185 96H186V93L184 94ZM193 95V94H192ZM197 95V94H196ZM199 95H202V94H199ZM209 95H212L211 93L210 94H206L205 96H208L207 98H208V100H206V101H208V102H211V100L213 101V103L211 102L210 104H212V106H213V104H214V99H213V96L210 98V96ZM242 95V94H241ZM244 95H242V97L241 98H243L244 99ZM60 96V95H59ZM63 96H65V95H63ZM67 96V97H68ZM83 96H86V101L85 100H83V104L84 105H81V99H84V97ZM92 96H91V98H92ZM101 96V97H100ZM181 96V95H180ZM189 96V95H188ZM198 96V95H197ZM204 96V95H203ZM225 96H227V97H225ZM239 96V95H238ZM248 96V97H247ZM252 96H257V95H252ZM252 96L251 95H246V99H244V101L245 100H247V99H250L249 97H251L252 98ZM259 96V95H258ZM258 96L257 97H254V98H257L256 100H255V104L257 105V104H260V101H263L264 102V98L261 96V100H260V98H258ZM263 96H264V94H263ZM193 97H195V94L193 95ZM199 97V96H198ZM224 97L227 99H225L224 100ZM230 99H229V98ZM260 97V96H259ZM196 98V97H195ZM209 98H210V100H209ZM221 98H223V99H221ZM253 98V99H254ZM66 99V98H65ZM76 99H78V98H76ZM181 99V98H180ZM192 99V98H191ZM230 100V102H229V100ZM235 102V103H232L231 105H230V103H231V101L232 100ZM94 100V101H93ZM176 100H179V97H178V99L176 98ZM181 100H183V99H181ZM184 100H185V98H184ZM197 100H198V98H197ZM197 100H193L194 101V103H193V105L192 106H196L198 103H197ZM202 100H205L204 98L202 99ZM224 100V101H223ZM242 100V99H241ZM251 100V99H250ZM257 100H259V103L258 102H256ZM76 101V100H75ZM81 101V102H80ZM186 101H188L187 99H186ZM185 101V102H186ZM191 101V100H190ZM199 101V100H198ZM225 101L226 102H228L227 104H225ZM232 101V102H233ZM243 100L241 101V104H240V106L241 105H243L242 103L244 102ZM67 102V101H66ZM71 102V103H72ZM80 102V103H79ZM207 102V103H208ZM218 102V103H217ZM223 102V103H222ZM248 100H247V102L246 103H244L245 105H243V108L244 107H248L249 108V104L250 105H255V104H253L254 103V100H252L249 104H248ZM68 103V104H69ZM178 103H180V102H178ZM178 103H177V105H178ZM183 103V102H182ZM182 103H180L179 105H181ZM188 102H186V103H184L185 104V106H182V108L183 107H186V105L188 106V104H187ZM203 103H206L205 101H203ZM217 103V104H216ZM219 103H220V105H222V106H220L219 105ZM261 104H263V103H261ZM260 104V105H261ZM71 105V104H70ZM201 105H203L202 103H201ZM205 105V104H204ZM225 105V106H224ZM229 106V109L230 110H228V112H227V114H226V112H225V110H227L228 109V106ZM255 105V106H256ZM260 105H258L259 106V108L258 109H256L257 110V112H256V114L259 112L258 110L259 109H263L264 108V106L262 107H260ZM82 106H84L83 108L84 109H82ZM195 106H194V108H195ZM199 106V105H198ZM207 106H208V104H207ZM207 106L206 107H203L204 109L206 108V110L208 109L207 108ZM211 106V105H210ZM225 107L224 109H218L219 107L220 108H222V107ZM71 107V106H70ZM69 107V108H70ZM180 107V106H179ZM189 107V106H188ZM187 107V108H188ZM233 107H236L237 109H241L240 107L238 108V106H233ZM232 107V108H233ZM247 107L246 108H244V109H246L247 110ZM79 108V109H78ZM97 108V109H96ZM99 108V109H100ZM181 108V107H180ZM190 108V107H189ZM193 108V107H192ZM227 108V109H226ZM256 108V107H255ZM254 108V109H255ZM70 109H72L73 110V108H70ZM69 109V110H70ZM176 109H177V107H176ZM184 109H186V108H184ZM196 109L199 111L200 109L199 108H197L196 107ZM253 110L254 111V109H253V107H251L250 106V108H249V110H248V113L249 112H252L253 113V111H251V110ZM68 110V111H69ZM101 110H98V111H101ZM180 110H183V109H180ZM197 110H194L195 111V113L196 112H198ZM221 110H224V112L223 111H221ZM235 112H236V109L234 108L233 109ZM238 110V111H239ZM245 110V111H246ZM264 110V109H263ZM71 111V110H70ZM97 111V112H98ZM174 111V112H173ZM176 111H178V110H176ZM185 111V110H184ZM232 112V114L233 113H235V112ZM241 111V110H240ZM239 111V112H240ZM261 111V113L262 114H264V111L262 112V110H260ZM73 111H71V113H72ZM181 112V111H180ZM179 112V113H180ZM204 112L206 113V115L208 114L207 113V111H203V114L202 115H205L204 114ZM222 114H221V113ZM239 112H236L237 114L239 113ZM243 113H245L244 111H242ZM247 112V111H246ZM255 112V111H254ZM62 113H64V112H62ZM185 113H186V111H185ZM200 113V112H199ZM181 114H183L182 112H181ZM198 114V113H197ZM216 115H215V118H213V115L211 114V115H207L206 117L208 118V116H210L211 117V119H208V121L210 120V122H209V124L210 123H215L214 122V120L215 119H217V116L219 115H217V111H216V113H215ZM223 114V115H224ZM237 114H234L233 116H236ZM246 114V113H245ZM262 114H259V119H260V116L262 115ZM73 115V114H72ZM72 115L70 116V119H72ZM78 115V116H77ZM81 115V114H80ZM190 115V116H189ZM199 115V114H198ZM225 115L223 116V117H225ZM241 115H243L242 113H241ZM247 115V114H246ZM248 115H250V113L248 114ZM252 115V114H251ZM255 115V114H254ZM189 116V117H188ZM230 116H232V115H230ZM231 117L230 118V120H229V122L230 121H232V122H227V120H224V119H222V120H224V124H227V123H229L228 125L229 126H227V125H224L223 124V122H222V124H221V127L222 126H224V127H222V129H227L225 126H227V127H230V125H232L233 124V120H236L234 117ZM238 116H239V114H238ZM238 116H236V117H238ZM253 116V115H252ZM264 116V115H263ZM96 117V116H95ZM195 117H196V114H195ZM247 116H242V118L244 119V118H246ZM254 117V116H253ZM252 117V118H253ZM92 118V117H91ZM94 118V117H93ZM234 118V119H233ZM242 118H239V121L241 122V121H244V120H246V119H244V120H240V119H242ZM250 117H248L247 119H249ZM67 119V118H66ZM194 121L196 120V118L194 119V118H192ZM212 119H213V121H212ZM233 119V120H232ZM238 119V118H237ZM251 119V118H250ZM249 119V120H250ZM254 119H256L255 117H254ZM258 118L256 119V121L257 120H259ZM75 120L73 121L74 123H75ZM94 120V121H95ZM218 120V119H217ZM221 119H220V121H217L216 123H218V122H221L222 121ZM248 120V121H249ZM252 121H253V119H251ZM250 120V121H251ZM55 121H57V119L55 120ZM59 121V120H58ZM57 121V122H58ZM69 121H71V120H69ZM193 121V122H194ZM204 121H206V118H205V120ZM212 121V122H211ZM227 123H226V122ZM249 121V122H250ZM251 121V122H252ZM60 122V121H59ZM77 122V121H76ZM87 122V121H86ZM197 122V121H196ZM207 122V121H206ZM206 122H205V124H206ZM236 122H237V120L234 122V126H236L237 127V124L239 123H237L236 124ZM247 122V120L245 121V122H243L242 123V125L244 124V127L246 126V124H247V127H249L250 128V126L252 127L253 125H251V123H249L250 124V126L248 125V123H246ZM254 122V121H253ZM263 122V121H262ZM72 123V122H71ZM74 123H72V126H73V124ZM95 124V126H94V124ZM256 123V122H255ZM255 123H254V125H255ZM260 123V122H259ZM193 123H191V125H192ZM208 124V123H207ZM206 124V125H207ZM253 124V123H252ZM258 124V121H257V123H256V126L255 127H257L256 129V133H257V131H258V129H259V125H257ZM262 123H260V125H261ZM264 124V123H263ZM263 124H262V126H263ZM194 125V124H193ZM212 125H215V124H212ZM241 125V124H240ZM240 125H238L239 127H241ZM74 126H75V124H74ZM90 126H91V128H90ZM95 127V128H93V127ZM182 126H184V127H188L187 128V130L185 129V131H187L186 133H184L183 131L184 130H181V127ZM200 126V125H199ZM233 126H231V128H232ZM235 127V128H236ZM238 127V128H239ZM243 126L241 127V129H244V130H246V132L244 133V132H241V131H239V130H237L236 131V129H235V132H237L236 134H233V129H231V131H232V134H230L229 133V129H227V132H224L225 134L227 133L228 134V136L230 137V136H235L234 138H237L236 136H237V134H239V133H242V137H243V135L245 134L246 135V133L248 134V131H247V127H245L244 128ZM75 128H78L77 126H75ZM103 128H105V130H103ZM237 128V129H238ZM253 128V127H252ZM252 128H250L251 130H249L250 132L249 133H251L252 131H253V136H256L257 134L256 133H254L255 131L254 130H252ZM264 128V127H263ZM205 129V128H204ZM222 129H220V130H222ZM240 129V130H241ZM262 129V128H261ZM48 130V129H47ZM65 130V129H64ZM69 130V129H68ZM71 130V129H70ZM212 130H214V128H212ZM263 130V129H262ZM50 131V130H49ZM54 131V130H53ZM60 131H61V129H60ZM94 131V132H93ZM105 131V132H104ZM200 131V132H199ZM238 131H239V133H238ZM243 131V130H242ZM260 131V130H259ZM55 132V131H54ZM58 132V131H57ZM79 132V133H80ZM194 132V131H193ZM215 132H216V130H215ZM234 132V133H235ZM52 134H53V132H51ZM51 133H49V134H51ZM71 133L73 134V136H76L75 138H77V139H73V136H71ZM97 133V134H98ZM183 133H184V135H183ZM217 133L218 134H220V132H218L217 131ZM221 133H222V131H221ZM224 133H222L221 135H223ZM244 133V134H243ZM264 133V132H263ZM262 133V134H263ZM55 134V133H54ZM53 134V135H54ZM256 134V135H255ZM56 136H57V133L55 134ZM59 135H62L61 134V132L59 133ZM89 135V134H88ZM90 135V136H91ZM188 135H186V136H188ZM191 135V134H190ZM209 135V134H208ZM212 135V134H211ZM215 135V134H214ZM213 135V136H214ZM240 135V134H239ZM238 135V138L240 137ZM244 135V136H245ZM195 136V135H194ZM213 136H211V137H213ZM216 136V138H217V135H215ZM214 136V137H215ZM249 136V135H248ZM252 136V137H253ZM51 137V136H50ZM53 137V136H52ZM72 137V138H71ZM92 137V136H91ZM96 137V139H98V140H96V139H94ZM226 136H224V138H225ZM247 137V136H246ZM55 138V137H54ZM80 138V139H79ZM205 139H207L206 137H204ZM208 138H210V135L208 136ZM215 138V139H216ZM223 138V137H222ZM233 138V137H232ZM233 138V139H234ZM237 138V139H238ZM241 138V137H240ZM248 138V137H247ZM263 138V137H262ZM47 139H49V138H47ZM61 139H62V136H61ZM70 139H69V141H70ZM86 139H87V136H86ZM229 138L227 137L226 138V141L228 140ZM237 139H234V141H233V143H235L236 144V141L238 142L239 140H237ZM249 139H251L250 138V136H249ZM58 140V139H57ZM79 140V141H78ZM83 140V139H82ZM219 140V139H218ZM221 140V139H220ZM225 140V139H224ZM243 140V139H242ZM245 140V139H244ZM252 140H254V141H256L255 140V138L253 139L252 138ZM251 140V141H252ZM43 141V140H42ZM48 141H50L51 142V140L49 139ZM64 141V140H63ZM76 141H78V142H76ZM98 141V142H97ZM207 141H209V139L207 140ZM222 141V140H221ZM229 141V140H228ZM227 141V142H228ZM249 141V145H251L252 144V142H254V141H252L251 142V144H250V140H248ZM248 141H244L243 143H246V142H248ZM49 142V143H50ZM62 141H60V143H61ZM68 142V141H67ZM87 142V143H86ZM190 142V141H189ZM231 142H232V140L230 139V144H231ZM240 142H241V139H240V141L238 142L239 144L238 145H240ZM52 143H54L53 141H52ZM51 143V144H52ZM62 143H65V142H62ZM86 143V144H85ZM219 143V142H218ZM221 143V142H220ZM228 143V144H229ZM243 143H242V145H243ZM88 144H87V146H88ZM191 144V143H190ZM205 144V143H204ZM214 144H216V143H214L213 142V144H212V146L210 147L211 149L213 148V146H214ZM229 144V145H230ZM235 144H233V146H238V145H235ZM263 144V143H262ZM47 145V144H46ZM63 145V144H62ZM242 145H241V147H242ZM247 145V144H246ZM49 146H51V145H49ZM64 146V145H63ZM78 146V147H79ZM86 146V147H87ZM93 146V147H92ZM248 146V145H247ZM35 147V146H34ZM57 147V146H56ZM67 147V146H66ZM74 147V149L76 150V152L78 151L76 148ZM91 147H92V151L90 152L89 151V149H91ZM223 147H228V146H225V145H223ZM240 146H239V149H238V147H237V149L238 150H240V148H241ZM249 148H250V146H248ZM254 146H252L251 147V149L253 148ZM262 147H264V146H262ZM44 148H46V147H44ZM73 148V147H72ZM209 148V149H210ZM242 148H244V145H243V147ZM36 149V148H35ZM38 149V148H37ZM40 149V148H39ZM54 149H55V147H54ZM58 149V148H57ZM62 149V148H61ZM64 149H65V147H64ZM73 149V150H74ZM210 149V150H211ZM234 149H235V147H234ZM210 150H209V153H210ZM236 150V149H235ZM243 150V149H242ZM248 150V149H247ZM256 150H260V147H259V149L258 148H256ZM263 151H264V149H262ZM39 151V150H38ZM37 151V152H38ZM48 151V150H47ZM61 151H65V150H61ZM192 151V152H191ZM230 151V150H229ZM253 151V150H252ZM252 151L251 152H249V153H252ZM254 151H255V149H254ZM263 151H262V155H263V157H264V153H263ZM51 152V151H50ZM55 152V151H54ZM80 152V151H79ZM88 152H90V154L88 153ZM223 152H225V151H223ZM230 152H232V150L230 151ZM240 152V151H239ZM245 152V151H244ZM257 152V151H256ZM35 153H36V151H35ZM48 153V152H47ZM46 153V154H47ZM53 153V152H52ZM63 153H65V152H63ZM78 153V152H77ZM87 153H88V155H87ZM191 153V154H190ZM214 153L216 154L215 156H214ZM229 153V152H228ZM235 152H233V153H230V155H233ZM237 153V152H236ZM235 153V154H236ZM241 153V152H240ZM254 153V152H253ZM258 153V152H257ZM50 154L51 153H49V156H50ZM75 154V153H74ZM220 154V153H219ZM225 154L226 153H224V156H225ZM234 154V155H235ZM243 153H241L240 155H242ZM52 155V154H51ZM66 155V154H65ZM190 155H191V157H190ZM221 155V154H220ZM233 155V156H234ZM252 155H255V157L253 156V157H251L250 159L251 160H254V158H256V153H254V154H252ZM259 155V154H258ZM258 155H257V158H258ZM194 156V160H193V162L191 163L190 161H189V159L190 158H192ZM211 156H213L212 158H211ZM236 156V155H235ZM250 156H251V154H250ZM249 156V157H250ZM47 157H48V155H47ZM47 157L45 158V160L47 159ZM55 157V156H54ZM54 157L52 156V162L53 161H55L54 160ZM59 156H58V154H57V152H56V158H58ZM222 157V156H221ZM229 157V156H228ZM242 157H244V158H249L248 157V153L245 155V156H242ZM242 157H241V159H242ZM37 158H38V156H37ZM61 158H62V156H61ZM253 158V159H252ZM49 159H51V158H48V160ZM225 159H226V156H225ZM240 159V160H241ZM260 159H261V157H260ZM37 160V159H36ZM58 161H60V163H59V166H60V164H62V159H57ZM86 160V159H85ZM191 160V159H190ZM220 160V161H219ZM233 160V159H232ZM232 160H229V163H230V161H232ZM262 160V159H261ZM35 161V160H34ZM38 161H40V159H38ZM50 161V160H49ZM49 161H48V163H49ZM58 161H56V162H58ZM68 161V160H67ZM73 161H74V159H73ZM79 161V160H78ZM242 161H244L245 162V160L243 159ZM249 161V160H248ZM247 161V163H248V165H251L252 164V161H251V164H249V162ZM264 161V160H263ZM42 164H44V160H42ZM47 161H45V165L46 164H48V163H46ZM56 162H53V164L55 165L56 164ZM71 162H72V158L70 159V163H68L69 165L71 164ZM81 162V161H80ZM79 162V163H80ZM189 162H190V164H189ZM240 162V161H239ZM256 162V161H255ZM31 163V162H30ZM36 163V162H35ZM35 163H33V164H35ZM74 163H76V162H73L72 164L73 165H75ZM233 163V162H232ZM231 163V164H232ZM241 163L242 162H240V166H243L244 164L242 163V165H241ZM257 163H261V162H257ZM257 163H255V165H253L252 164V166L254 167V170H253V172H250V175H249V180H251L250 179V176H251V174L254 176V174L256 175V179H257V176L258 175H260L259 177H261V175H262V173L261 172H263V170H262V168L260 169V173H258L257 174V172H258V168L259 167H262V166H259L258 168L256 167L257 165ZM41 164V165H42ZM262 164V163H261ZM36 165V164H35ZM38 165H39V162H38ZM57 165V164H56ZM191 165L193 166V169H194V171H191ZM212 165V164H211ZM223 165H224V163H223ZM222 165V166H223ZM235 165V164H234ZM248 165L246 164V166L244 165V167H248ZM258 165H260V164H258ZM44 166V165H43ZM62 166V165H61ZM68 166V165H67ZM72 166V165H71ZM83 166V165H82ZM183 166H185V169L183 170V172H185V174L186 175H189L190 176V179L192 180V183H193V185H198V186H196V188H195V190L193 189L194 187L193 186H191L190 187V189L192 188L194 191H192V190H190L185 184H184V182L182 181V175H183V177H185V178H183V180H186V178H187V176H184V173L182 172V169H181V167H183ZM222 166H219V168L220 167H222ZM38 167V166H37ZM52 167V166H51ZM51 167H50V169H51ZM213 166H211V168H212ZM234 167V166H233ZM232 167V168H233ZM42 167L40 166V167H38L37 169H35V171L36 170H38V169H41ZM44 168V167H43ZM42 168V169H43ZM68 168V167H67ZM69 168H70V171H72L73 172V174L75 175L76 173L74 172V170H71L72 168L69 166ZM215 168H213L212 170H214ZM230 168V167H229ZM231 168V169H232ZM235 168V167H234ZM239 168V167H238ZM243 167H241L240 168V170L242 169ZM29 169V168H28ZM81 169V168H80ZM245 169H247V171H248V168H245ZM245 169H243L244 171H246ZM51 170H53L54 171V169H51ZM50 170V171H51ZM64 170V169H63ZM238 170V169H237ZM251 170V171H252ZM41 171V170H40ZM39 171V172H40ZM56 171V170H55ZM51 172V175H52V173H57L58 174V171H56V172ZM242 171V170H241ZM257 171V172H256ZM49 171H47V173H48ZM30 173V172H29ZM43 173H44V171H43ZM66 173V172H65ZM237 173V172H236ZM239 173H241L240 171H239ZM238 173V175L239 176H241V177H245V176H247V173L248 172H244L245 174L243 175V171H242V175H240ZM182 174V175H181ZM263 174H264V172H263ZM37 175H38V173H37ZM44 175V174H43ZM77 175V174H76ZM36 176V175H35ZM34 176V178H36ZM44 176H47V174L45 173V175ZM43 176V177H44ZM55 175H53V176H51V177H53V178H55L54 177ZM64 176V175H63ZM62 176V177H63ZM77 176H79V175H77ZM87 176L89 177V178H87ZM199 177V179L197 180V179H194V177ZM214 176H215V173H214ZM253 176H251L252 178H255V177H253ZM57 177H58V175H57ZM65 177V176H64ZM80 178H82V176H79ZM181 177V178H180ZM197 177V178H198ZM238 178L237 176L235 177V178H238L239 180L240 179H242L243 180V178ZM47 178H50V175H49V177L47 176ZM46 178V179H47ZM52 178V179H53ZM189 178V177H188ZM187 178V179H188ZM206 178H207V181H208V184H207V182H206ZM42 179V178H41ZM45 179V180H46ZM223 179H225V180H223ZM231 179V180H230ZM238 179H236V180H238ZM247 179V178H246ZM246 179H245V181H246ZM260 179H262V181H263V178H260ZM45 180H43V181H45ZM242 180H240V182H238V184H240L241 182H242ZM249 180L247 181V182H249ZM253 180V179H252ZM252 180L250 181V183H253L254 181L255 182H260L261 180H253V182H252ZM40 181V183H41V181L42 180H39ZM42 181V182H43ZM49 181H51V179H49ZM49 181H47V182H49ZM53 181H55V179H53ZM189 181V180H188ZM29 182H30V180H29ZM46 182V183H47ZM64 182V181H63ZM187 182V181H186ZM221 182V181H220ZM243 182H244V180H243ZM242 182V183H243ZM247 182H246V184L244 185V189H249V187L248 186H250L249 185V183H248V186L245 188V186L247 185ZM255 182L253 183V184H255ZM52 184H54V186H55V183H53V182H51ZM64 183H66V182H64ZM77 183V182H76ZM81 183V182H80ZM188 183V182H187ZM245 183V182H244ZM261 183V182H260ZM260 183H256V184H258V187L259 186H261V185H263V187H264V184H260ZM31 184V183H30ZM215 184V185H214ZM234 184H236V182L235 183H233V186H235ZM71 185V184H70ZM189 185V184H188ZM219 185V184H218ZM222 185H220V186H222ZM243 185V184H242ZM43 186V185H42ZM44 186H46L45 185V183H44ZM43 186V187H44ZM47 186H49L48 185V183H47ZM53 186V187H54ZM57 186V185H56ZM56 186H55V188H56ZM72 186V185H71ZM227 186V187H228ZM240 186V185H239ZM255 186V185H254ZM63 187V188H62ZM78 187V186H77ZM251 188L253 187V186H250ZM262 187V186H261ZM52 188V187H51ZM232 189H231V191L233 190H235V189H237V186L236 187H231ZM235 188V189H234ZM239 188H241V187H239ZM224 189V190H223ZM227 189V188H226ZM255 189V188H254ZM261 189V188H260ZM258 189L259 191H261V190H263V189ZM223 190V191H222ZM241 190V189H240ZM239 190V191H240ZM243 190V189H242ZM241 190V191H242ZM257 189H256V191H258ZM69 191H71L72 193L70 194L69 193ZM232 191V193H234L235 194V191L233 192ZM255 190H253L252 189V193L254 192ZM255 191V192H256ZM76 192V191H75ZM223 192V193H222ZM243 192V191H242ZM242 192L240 193V194H242ZM81 193H83V192H81ZM239 193H237V195L239 194ZM244 193V192H243ZM246 193V192H245ZM244 193V194H245ZM250 193V191L248 192V194ZM259 193V192H258ZM257 193V194H258ZM262 193V192H261ZM240 194L238 195V196H240ZM251 194V193H250ZM256 194V196L258 197V195ZM195 196H197V197H199L198 199L197 198H195ZM234 196V195H233ZM248 196V195H247ZM256 196L253 198V200H255V199H258V198H256ZM64 199H63V198ZM241 197H243L242 195H241ZM243 197V198H244ZM66 198V199H65ZM69 198V199H68ZM242 198V199H243ZM65 200L64 202H62L63 200ZM72 201H71V200ZM233 198H231L230 199V202H231V200H232ZM238 199H240V197H238L237 198V200ZM263 198H261V200H262ZM80 200H82V201H80L81 202V204H79L80 202L79 201ZM251 200V199H250ZM256 202L258 201V200H255ZM255 201H253L254 202V204H251L250 203V205H249V207H252L253 205H256V203H255ZM69 202L71 203L70 205H69ZM238 202V201H237ZM249 202H252V201H249ZM252 202V203H253ZM233 203H234V201H233ZM76 204H79L78 206L80 207V208H78L79 209V212H80V210H81V207H83L82 209L84 210V208H85V210H84V213L81 211V214H84L83 216V218H82V216H81V214L79 213V215H80V217H79V220L77 219L78 217H76V215H75V217H76V219L78 220V223H75V221H73L74 219H73V217L72 216H74V214L73 213H75V208L77 209V207L78 206H76ZM229 204V203H228ZM222 207V209H223V211H222V213H221V211L217 208V207ZM231 205V204H230ZM233 205V204H232ZM231 205V206H232ZM70 206V207H69ZM73 206V207H72ZM231 206H229V207H231ZM75 207V208H74ZM219 207V208H220ZM62 208H63V210H62ZM68 208V209H67ZM72 208V210H74V212L72 211L71 213L69 212L70 211V209ZM216 208V209H215ZM224 208H225V210H224ZM262 210H261V209ZM65 209V210H64ZM78 209L76 210V211H78ZM252 209V208H251ZM251 209H250V212L252 213L253 212V210L251 211ZM199 210H201V215H204V217L205 218H207V221H205V222H203L204 220L203 219H205V218H202V216H200L201 217V219H202V221H201V219L199 220L198 219V215L200 214L198 211ZM259 210H261L262 212H261V214H260V211ZM66 211V212H65ZM237 211V210H236ZM63 212V213H62ZM69 214H68V213ZM233 212V211H232ZM248 212V211H247ZM67 213V214H66ZM78 213V212H77ZM76 213V214H77ZM73 214V215H72ZM245 214H246V212H245ZM71 217H70V216ZM78 215V214H77ZM78 215V216H79ZM231 215V214H230ZM233 215V216H234ZM240 215H241V217H240ZM66 216V217H65ZM232 216V215H231ZM231 216H230V218H231ZM250 216H248V217H250ZM264 216V215H263ZM53 218V217H52ZM69 218H70V221H71V223H70V221H69ZM85 218H86V220H85ZM46 219V220H45ZM71 219H73V220H71ZM80 219H83V221L82 222H79V221H81ZM238 219V220H237ZM76 220V221H77ZM206 220V219H205ZM229 220V221H230ZM43 221H45V222H43ZM47 221V222H46ZM73 221V222H72ZM50 222L52 223V222H55L54 223V225H53V223L51 224V226H50ZM206 222H208V223H206ZM255 222V221H254ZM58 223V222H57ZM56 223V224H57ZM76 225H75V224ZM38 224V225H39ZM253 224L255 225V226H253ZM38 225H34V228L36 227V226H38ZM44 225V226H45ZM248 225V226H247ZM41 226V225H40ZM40 226H38L36 229L38 230V228L40 227ZM48 226H50V228H48ZM59 226V225H58ZM68 226V227H67ZM245 226V225H244ZM42 227H43V224H42ZM55 227H57L56 225H55ZM35 229V230H36ZM50 229V230H49ZM249 229V228H248ZM247 229V230H248ZM58 230V231H59ZM68 230V231H67ZM237 231L238 233H236L235 234V232L234 231ZM43 232V233H42ZM234 232V233H233ZM40 233V232H39ZM51 233H53L52 235H51ZM18 233H16V235H17ZM30 234V233H29ZM28 234V235H29ZM252 234V235H251ZM31 235V234H30ZM50 235H51V237H54V238H51L50 237ZM17 237V236H16ZM28 237H30V236H28ZM34 237V236H33ZM36 237H38V235L36 234ZM27 239V238H26ZM25 239V240H26ZM31 239H33V238H31ZM30 238H28V240L26 241V242H28L29 240L30 241H32ZM60 239V240H59ZM38 240H40V239H38ZM45 241H44V244H45ZM58 241V242H57ZM23 242V241H22ZM34 242V241H33ZM35 242H37V240L35 241ZM15 243V242H14ZM30 243V242H29ZM40 243V242H39ZM235 243V244H234ZM28 244V243H27ZM14 245H16V244H14ZM13 245V246H14ZM30 245V244H29ZM32 245L35 247L36 245H34L33 243H32ZM32 245H30V246H32ZM42 245V244H41ZM37 246H40V245H37ZM46 247H48L47 245H45ZM24 247H25V245H24ZM34 247H33V249H34ZM52 247V246H51ZM55 247V246H54ZM13 248V247H12ZM36 248V247H35ZM38 248V247H37ZM36 248V249H37ZM15 249V247L13 248V250ZM33 249H28V247H27V249H23V250H27V252H28V250H33ZM40 248H38V250H39ZM16 250H17V248H16ZM51 250V251H50ZM52 250H56V252L55 253H57L56 254V256H55V254L53 253V251ZM252 250V251H251ZM254 250V251H253ZM35 251V250H34ZM43 251V252H44ZM13 252V251H12ZM14 252H15V250H14ZM33 252V251H32ZM36 252H40V251H37L36 250ZM242 252V251H241ZM30 253V252H29ZM35 253V252H34ZM40 253H42V252H40ZM233 253V252H232ZM240 253V252H239ZM14 254V253H13ZM26 254V253H25ZM234 254V253H233ZM27 255V254H26ZM33 255V254H32ZM37 255V254H36ZM220 255H223V257L225 256L226 258V260L224 259V258H221L220 257ZM239 255V254H238ZM240 255H241V253H240ZM239 255V258L240 257H243L244 256V261L248 264V262L249 261H247V260H245V255H243V256H240ZM250 255V256H249ZM28 256V258H29V260H28V262H30V257H31V253L29 254V255H27ZM27 256H26V259H27ZM37 256V257H38ZM54 256V257H53ZM230 256V257H229ZM34 257V256H33ZM55 257L57 258V260L55 259ZM233 257V256H232ZM238 257V256H237ZM32 258V257H31ZM36 257H34V259H35ZM60 258V259H59ZM229 258H231V259H229ZM249 258H247V259H249ZM33 259V260H34ZM37 259V258H36ZM35 259V260H36ZM221 259L222 260H224V262L222 263L221 262ZM32 260V261H33ZM229 260H231V261H229ZM37 261V260H36ZM36 261L35 262H33L34 264L36 263ZM38 261H40V260H38ZM56 261V262H55ZM43 262H40V263H42L43 264ZM253 262V263H254ZM32 263V262H31ZM30 263V264H31ZM32 263V264H33ZM39 263V262H38ZM230 263V264H231ZM236 263H238V262H235L234 264H236ZM249 264H250V262H249Z\"/></svg>","mask_w":264,"mask_h":264},{"label":"rangeland","instance_id":"374dc122","mask_svg":"<svg viewBox=\"0 0 264 264\" xmlns=\"http://www.w3.org/2000/svg\"><path fill=\"white\" fill-rule=\"evenodd\" d=\"M12 1V5H10L11 2ZM80 1V2H79ZM101 1V2H100ZM142 1V0H141ZM157 1V3L159 2V4L156 6V8L160 11V9H159V6H162V7H160L161 8V10L163 11L164 9H165V7L166 6H168L169 4H167L168 2H170V0L166 3V2H164L163 0H161V1H159V0H156ZM166 1V0H165ZM174 1V0H173ZM173 1H171L170 3H175V1L173 2ZM177 1V0H176ZM180 0H178V2H179ZM186 0H182L181 2H179V4L181 3L182 4V2L184 3ZM194 1V0H193ZM193 1L191 2V3H193ZM200 1V0H199ZM201 1H203V0H201ZM200 1V2H201ZM210 0H204V3L206 4L207 2H209ZM213 1V0H212ZM219 1V0H218ZM218 1H216V2H218ZM233 1V2H232ZM241 1V2H240ZM243 1V2H242ZM258 1L259 0H222L221 1V3L223 4L222 6H221V4H220V2H218L220 5H216V9L217 10H221L222 9V11H223V9H224V11H223V13H224V16H226L227 18H228V16H229V18H228V20H227V18H225L224 17V21H225V23H223L224 25H225V27H226V24L228 25L227 27H228V29L227 28H225V27H223L224 25L222 24V22H223V20L221 21V24L222 25H218V26H222L223 28H225V30H227V31H223V33H219L220 35H214L212 32V35H214L213 36V38L215 37V36H217V37H215L214 39L213 38H210L211 36V34H207L206 32H205V30H203V31H201V30H199L200 29V27H198L197 29H195V31H197L198 30V32L196 33V32H194V33H196V34H198L199 33V31H201V33L204 35H200L201 33H199V38L202 36V38H200V40H205L204 42H206L207 43V38H210L209 39V41L212 43V42H214V40L217 38H219V40H215V43H213V44H211L209 41V44L210 45H214V44H216L217 46H215V49H216V52L219 54V48H217L218 46H219V44H222L221 42H220V38L222 39L224 36L226 37V35H227V37H229L228 39H230L229 41L230 42H228L227 40H226V43H228L229 44V48L227 47L226 49H225V46L224 47H222L223 45H224V43H223V45L222 46H220V48H221V51L223 52V50H225L226 51V54H225V56L227 57L226 58V60L224 61V60H220V62H222V66H217L218 68H219V70H218V68L217 67H215V65H212V64H208L209 66H214L217 70H215V69H213L212 71L211 70H209V66H207V68H206V70L207 71H205L204 70V67H200L201 66V64H202V66H204L205 65V63L207 64V62H209L210 60H212V59H215V61H216V65H217V63H220L218 60L220 59V57H221V55L223 56L224 55V53H222L221 55H220V57H218L217 56V58H219L218 60L215 58L216 56H211V58L212 59H210L209 58V56L211 55V54H214V52H215V50L213 51V50H210V54L208 53V55L209 56H207V55H205V54H207V52L206 51H208L207 50V48H206V46L208 45V43L205 45V47L204 46H202V43H201V46H199V45H197L196 46V53L198 52L197 50L199 49V47L201 48V50H204L205 52H202L200 49H199V51H201L202 52V54H200L199 52H198V54H200V55H205V57L207 58H205L206 59V61L207 60H209V61H205V63H202V62H204V58H203V56H202V58H200V56L198 57V59H199V62H201L199 65H198V63H195V62H198V61H194V60H192L193 58H191V60L189 59V57H190V55H188V54H186V56L188 55V59H189V64H191L190 63V61L192 62H194L195 63V65H193V66H191V65H188L187 64V57L185 56V54H184V51H183V54H182V50L181 49H184L185 47H187V46H190V44H193L194 45V47H195V45H196V43L198 42V41H194V39L195 38H198V35L195 37L194 35H196V34H194L193 33V31H191L192 30V28L193 27H197L198 25L195 23V24H193V20H196V19H194L195 17L194 16H192V13L194 12V9H193V11L190 9L191 7L192 8H195L194 7V4L190 7L189 5H191L190 3L188 4L187 2H189L188 0L183 4V5H179L180 7H182V8H179L178 9V5H176V4H171L172 5V8H170L169 6V9H168V11H167V9L166 10H164L165 12L167 11V12H170L171 11V9H176V8H174V7H177V10L178 11H180L182 14H183V16H184V18H185V20L188 18V16L190 17V19H192L193 17V22L192 21H190V19H187V20H189L190 22H192V24L193 25H195V26H193V25H191L192 27L190 28L191 30H189L190 32H187V33H191L192 32V34L193 35H191L192 36V40L191 39H189L188 37H186V36H189L190 37V35H187V33H186V35H185V30H187V28H182V30L184 29V35L185 36H183V35H181V36H183V37H186V38H188L189 39V41L191 40L192 41V43H190V42H186L185 41V39L183 38V40H182V37H181V39H180V44H178V42L175 40V39H177L175 36H180V34H177V32H175V30L173 29V27H172V25H174V27H176V25L175 24H172L171 25V23L173 22V19L174 18H180V12H178L177 10H175V11H177L178 12V14H179V16H176V15H173V12H174V10H173V12H171V14L173 15V16H176V17H174V18H171V22L169 23L170 25L169 26H171L172 27V29H170V28H168V29H170V30H172V31H169V30H165V27H161V28H157V26L156 25H158L159 23H160V25L158 26V27H160L161 25H164V26H168V25H166V22L164 23V18L166 17V16H164V15H166L167 14V12H166V14L165 13H163L164 15V18H162V12L161 13H154V12H152V15H153V13H154V16H155V14H157V16L159 15L162 19H164V20H162L161 18H159V16H158V20L157 21H155V19L157 18V16H155V18H154V16L152 17V25L150 26L151 28H153L154 29V31H153V35H155V37H156V39H154V36L152 37L151 35H150V33H148L149 34V37H150V39H149V37L148 38H146L147 36L146 35H148V34H146V35H144V38H146L147 40H148V42H150V43H152V47H151V52H152V55L153 56H156V54L158 53V51H159V49H160V52H162V50H161V46H163L164 48H162L163 49V52H165V49L168 47H171V48H169V50L168 51H170L171 53H168L169 54V56H170V58H166V59H163L162 57H163V53H159L160 54V56H162L161 57V59H160V56H158V54H157V56L159 57V59H157V61H161V60H165V62H167V61H170V62H168V63H171V64H177L178 65V62H176L177 61V59L179 60H181V59H183L184 61H186L185 62V65L186 66H184L183 64H184V61H179V64L180 65H182V66H184L185 68L183 69L182 67H180V65H178L177 66V68H176V70H178V71H176V70H174L175 68H174V65H171V69H173L172 70V80H176V78H177V75L179 74V73H181V74H186L188 77H190L189 79H190V81H192V82H190L189 81V79H188V83L189 84H191V85H193L192 87H191V89H190V87L189 86H187L186 88L188 89V91L186 92L185 91V93H186V96L184 95L185 93L183 92V95H182V93H180V90L179 89H181V88H179V86L177 87L176 85H178L177 84V80L176 81H174L173 83L175 84L176 83V85L174 86V84H172L171 86L173 87V88H170L169 87V89H171V91L173 92H171V100H170V103H171V105H172V109L173 110H175V112H174V114L176 115V119H178L177 117L179 116V114L181 115V116H179V118H181V122H180V125H182L183 124V120L185 119L184 117H187L186 115H188L187 114V112L189 113V111H192L191 112V116L188 118V120H186V123L184 124V126H186L187 125V123H189L188 124V127H184V126H180L181 127V130H184L183 132L184 133H186L187 131H185V129L187 130V128H188V131H189V135L186 133V135H188V136H186L185 135V137L187 138L186 140V142H187V144H188V147H190L189 149L191 150V148H192V146L194 147V144L192 143V141H194V140H197V139H200L201 138V136L203 137V139H204V143H196V149L197 148H199V146L201 147V149H202V145L204 146V145H206V148L203 150V152L205 153V151H206V153H207V155L208 154H212V151L215 149V151H217V152H215V153H217V155L214 153V156L216 155V156H218L219 157V159L221 160V158H222V160H221V163H219V165L218 166H216V168L214 167V165H213V162H210V164H209V167H208V169H209V171H210V173L213 175V178H212V180H213V182H215L214 180H215V178L217 179L216 181H217V184L215 185V189L218 187H220L219 189H222V187L225 185V183H229V186H228V184H227V186H225V187H223V188H225V192L227 191V193L226 194H224L223 192V196L225 195V198H226V200L228 199L227 197H229V194L230 195H232V197L231 198H233L232 200H231V202H230V199H228L227 201V205L225 206V208H226V211H225V213H222V211H223V209H222V207H220L219 205V207H217L220 211H221V213L222 214H224V216H226V218H227V220L226 221H228L229 222V224L228 225H230L229 227H232V228H234V224L231 222L232 220H230V219H232V217L234 218V219H236V216L239 218V216L238 215H234L235 214V212L237 213V214H239L238 213V208H235V207H237V205H239V207L241 206V207H243L242 205H243V203H242V205H240L241 203H240V201H246V199H249V200H247L248 202L245 204V205H247L248 203H249V205H250V203L251 204H254V202L253 201H255V200H258L257 202L255 201V203H256V205H253L252 207H249V205H248V207H247V211H244L245 210V208H246V206H245V208L243 207L242 208V210L241 209H239V211H243L242 213H244V215L241 217V215H240V219H244L243 220V223H244V221H245V219L247 220V219H249V218H251L252 216H250L251 214L253 215V219H255V220H253V219H250L251 221L253 220V223L254 224H256L257 226H258V224L260 223H258L257 224V220L259 219H257V217H259V216H256V215H254V213L256 214V213H258V212H256V209L258 210V208L259 207H261L263 204H264V202H263V204L262 205H259L258 203L260 202V201H264V187H263V185H261V186H259L258 187V184H256V183H262V184H264V174H263V172H264V157H263V155H262V149H264V147H262V146H264V114H262L261 113V111L260 110H262V112L264 111L263 109H259L258 111V113L256 114V112H257V110L256 109H258L259 108V106L258 105H260L261 103H263V104H261L260 105V107L263 105L264 106V102L263 101H260V104H255V100L257 99V98H254V97H257L258 95L260 96H258V98H260V100L262 99L261 98V96L264 98V96H263V90L264 89H262V87H261V85L263 84V86H264V82L263 83H259V81L258 80H260L259 78H263L264 79V74L262 75V74H259V71H258V69H257V71H256V68H258V65L260 64V63H262V64H260V66H263V68L262 69H264V63L262 62V61H264V58H262V57H264V54H263V52H264V47H260V46H264V43H261V42H264L263 40V36H264V32H260L259 31V26L261 27L260 28V30H262V31H264L263 29H264V23H262V22H260V19L264 22V0H260L259 2V5H258ZM8 2V3H7ZM83 2V3H82ZM93 2H94V4H93ZM117 2V1H116ZM115 1L113 2V0H83V1H81V0H0V264H30L31 262L33 263V262H35L36 260V263L35 264H42V263H40V262H46L45 260V256H42V255H39V254H44L47 250L46 249H48L49 247L50 248H54V249H57V247H58V245H59V247H60V244H59V242H58V245H57V247H56V245H55V243H54V246H53V244H52V242H55V239L53 240V239H50V245L52 246H49V243L47 244L46 242H48V241H45L46 240V236L44 235V234H41V230H43V228L44 227H46L47 226V224L45 225L44 223H41V224H39V222H38V224H37V219L39 220V219H44V218H46L47 216H49L53 221H57L56 223L55 222H52L53 223V225H54V223H55V225L57 226V227H55V225H54V227L52 226V229H54L53 231L51 230V232H56V234L54 233H51V235L53 234L54 235V237H56V236H58V238H60V228H58V227H60V205H64V203H62L61 204V199H60V195H61V192L60 191H62V194H64L65 196H67L66 194H68V190H70V189H65V191H63L64 189H62V190H60V188H58L59 186H60V184H62L63 183V185H64V188H66L67 186H69V188H73L72 189V191L74 190V192L72 193L71 191H69V193L71 194L70 196H71V198H72V195L75 193V194H78V198L79 199H82L83 200V204L87 201V199H88V188L86 189V188H79V185H81L82 184V179H86V175H84V174H82L81 173V170L82 169H84V171L85 172H87L88 173V163H89V161H87V157L88 156H86L85 155V152H87L86 151V149L88 148V147H90L91 145H92V143H91V141H92V139H93V137L96 135H99V133H98V125H99V123L97 124L96 123V120H95V118H98L99 117V115H101L102 114V111L104 110L103 108H104V106H102V102H101V105H100V103L98 104V103H96V102H100L101 101V99L99 98V95L101 94L100 92H97V91H94L93 90V88H94V86H93V88H92V84L93 83H95L94 85H96V82L98 81V80H96V81H90V83H89V81L87 82V80L88 79H86V78H84V77H86L87 75H89L90 77H91V70H89V69H91V67H92V73H94V75H95V72H97L96 71V68H93L94 66V64H92L91 65V63H95V65H98L97 67H99L100 69H101V71H100V69H98L99 71L98 72H100V73H102V74H100L99 76H100V78H101V75H103V76H105V73H103L104 72V70L106 69V67H107V65H108V57H110V53L109 52H112V50L114 51V49H108L107 47H110L109 45H108V42H107V35H104L103 33L106 31H104V32H102V31H100V29L97 27L96 28V21H97V26H99L101 29H103L102 27H101V25L102 24H100L101 23V20L103 21V18H104V20H105V23L107 22L108 23V25H111L112 24V26H113V24H114V22H113V20H112V18H111V20H110V18L109 17H111V14H110V16H109V13H112V12H110L109 10L110 9H112V7L111 6H113V5H111L112 3H116ZM143 2V1H142ZM145 2H147V0H145ZM145 2H143V3H145ZM152 3L150 0H148V3ZM165 3V6H164V3ZM178 2H176V3H178ZM215 2V1H214ZM226 2V3H225ZM240 2V3H239ZM76 3H77V6H75L74 7V5H76ZM81 3H82V5H81ZM107 3V4H106ZM154 3H155V0H154ZM160 3H161V5H160ZM195 3V2H194ZM204 3L202 2V3H200V4H202V5H204ZM212 2L210 1V4H211ZM217 3V4H218ZM232 3V4H231ZM235 3H237V4H235ZM27 6H26V5ZM74 4V5H73ZM123 4V5H122ZM124 4H126V2L124 1V0H120V2H117V5H120V7H118L119 9H120V11H118L117 9H115V6H113L114 7V9L115 10H117V12L118 13H116V14H118L119 16L121 15V12H122V9H123V7H124ZM199 4V3H198ZM214 4V3H213ZM226 4H228V6H227V8H224V7H226ZM69 5V6H68ZM106 5V6H105ZM115 5V4H114ZM147 5V4H146ZM150 4H148V6H149ZM170 5V6H171ZM187 5V6H186ZM233 5V6H232ZM244 5H246V8L244 7ZM250 5H252V8H250L251 6ZM256 7V9L254 8V6ZM15 6H16V8H15ZM22 6V7H21ZM85 6H87L86 8H83V7ZM108 6V7H107ZM109 6H110V9H109ZM151 8H150V10L152 11V8H153V6H155V5H153V4H151ZM163 6H164V8H163ZM174 6V7H173ZM184 6H186V9H190L191 11H190V13L191 14H189L188 16H185V14L184 13H186V12H183V10L181 11V9H183V8H185ZM235 6V7H234ZM13 7V8H12ZM25 7V8H24ZM68 7H70L69 9H68ZM107 7V8H106ZM117 7V6H116ZM130 7V6H129ZM167 7V8H168ZM188 7H190V8H188ZM203 7H205V6H203ZM202 6H201V8H203ZM207 7V6H206ZM205 7V8H206ZM212 7V5H210V8ZM240 7L242 8V9H240ZM5 8V9H4ZM19 8V9H18ZM163 8V9H162ZM229 8V9H228ZM238 8V9H237ZM1 9H3V10H1ZM9 9H10V11H11V14H10V11H9ZM16 9V10H15ZM106 9V10H105ZM109 9V10H108ZM127 9V8H126ZM157 9H155V7L153 8V10H156L157 11ZM186 9H184L185 11H186ZM211 9H214V8H211ZM239 9H240V11H239ZM255 9V10H254ZM260 9H262V11H260ZM21 10V11H20ZM170 10V11H169ZM188 10H187V14H188ZM198 10V9H197ZM228 10H233L232 11V15H230V13H231V11H229V12H227ZM236 10V11H235ZM248 10H249V13H250V17L248 16L249 15V13L247 14V12H248ZM8 11V12H7ZM17 11V12H16ZM32 11V13H30ZM112 11V10H111ZM158 11V12H159ZM163 11V12H164ZM211 12L212 10H210V9H207L206 10V12ZM214 11V10H213ZM245 11V12H244ZM247 11V12H246ZM258 11L261 13V15H259L260 13H258ZM3 12H4V15H3ZM14 12H16V13H14ZM19 12H21V13H19ZM88 12V13H87ZM93 12V13H92ZM98 12V14L96 15V13ZM201 12V11H200ZM200 12H197V13H199L200 14ZM203 12H205V10L203 11ZM207 12V13H208ZM219 12H221V11H219ZM218 12V14L217 13H215V14H217L218 16L222 13H219ZM8 13H9V15H8ZM26 15H25V14ZM36 13V14H35ZM58 13H59V15H58ZM81 13H84V15H82ZM176 13V12H175ZM174 13V14H175ZM195 14H196V12H194ZM193 13V14H194ZM247 14V17H245V16H243L242 17V15L243 14ZM6 14V15H5ZM17 14V16H15ZM24 14V15H23ZM169 14V13H168ZM168 14H167V17L166 18H168L169 16H168ZM182 14H181V16H182ZM194 14V15H195ZM201 14H203L202 12H201ZM201 14H200V16H201ZM213 15V14H210V15H213V17L214 16H216V15ZM238 14H240V17H239V19L237 18V15ZM3 15V16H2ZM11 15H13V16H11ZM21 15H23V16H21ZM80 15H82L83 17H82V19L85 21V25H89L90 26V28L89 29H86L87 27H89V26H85L84 25V23H83V21H82V19H80L81 17H80ZM204 15V14H203ZM207 15H209V14H207ZM32 16H33V18H32ZM35 16V17H34ZM58 16V17H57ZM71 16V17H70ZM79 16V17H78ZM93 16H95L96 18H97V20L95 19V17L93 18ZM100 16V17H99ZM108 18H107V17ZM192 16V17H191ZM206 16V15H205ZM204 16V17H205ZM221 16H223V14L221 15ZM232 18H231V17ZM259 16H262V17H259ZM23 17V18H22ZM199 17V16H198ZM209 17V16H208ZM207 17V18H208ZM245 17V18H244ZM253 17H254V19H253ZM259 17V18H258ZM8 18V20H6V19ZM16 18H17V20H16ZM26 18V19H25ZM212 18V17H211ZM210 18V19H211ZM220 18V17H219ZM236 18L238 19L237 21H236ZM243 18H244V20H246V18H247V22L249 21V23L247 24V22L245 23L244 22V20H243ZM11 19V20H10ZM13 19V20H12ZM19 19V20H18ZM86 19V20H85ZM101 19V20H100ZM107 19H109V20H107ZM163 21V23H162V21ZM204 18H202L201 20H203ZM212 19H214V18H212ZM218 18H216V20H217ZM221 19V18H220ZM219 19V20H220ZM249 19V20H248ZM4 20V21H3ZM25 20V21H24ZM79 20L81 21V22H79ZM100 20V21H99ZM168 20H170V17H169V19ZM175 20V19H174ZM177 20V19H176ZM181 20L183 21V19L181 18ZM180 20V21H181ZM185 20L183 21V22H180V23H188V22H185ZM186 20V21H187ZM198 20V19H197ZM219 20H217V21H214L215 23H213V26L215 25V24H217V23H219ZM231 20V21H230ZM252 20V21H251ZM165 21H167V19L165 20ZM178 21V20H177ZM200 21V20H199ZM211 21V23L209 22V24H210V26H211V28H213L212 27V20H210ZM229 21V22H228ZM233 21H234V23H237L236 25H234V27H233ZM31 22V23H30ZM82 23V25L83 26H81V24H76V23ZM155 22H158V24L157 23H155ZM169 22V21H168ZM179 22H178V24H179ZM190 22H189V24H190ZM245 23V25H243L242 23ZM26 23V24H25ZM198 23V22H197ZM256 23V25H257V27H256V25L255 26H253L254 24ZM262 24V25H260V24ZM118 24V25H117ZM120 24H123V22L122 21H120V22H118V23H116L115 25H117V26H119L120 27ZM208 24V23H207ZM230 24V25H229ZM239 24V25H238ZM48 25V26H47ZM51 25L54 27H52V29H54V31H52V29H51ZM106 25V24H105ZM104 25V23H103V27H104V29L106 28L107 29V26L108 25H106L105 26ZM182 25V24H181ZM181 25H179V26H181ZM185 26H187L186 24H184ZM197 25V26H196ZM238 25V27H236L235 28V26H237ZM259 25V26H258ZM11 26V27H10ZM23 26H25V27H23ZM34 26V27H33ZM112 26H111V29H112ZM168 26V27H169ZM188 26H190V25H188ZM187 26V27H188ZM200 26H202V24H201V22H200ZM203 26H204V24H203ZM207 25H205L204 27H206ZM209 26V27H210ZM230 26V27H229ZM241 26V27H240ZM247 26V27H246ZM250 26L251 27H253V28H255V31H256V33H255V35H254V37L256 36V39H257V41H256V39L253 37V29L252 28H250ZM85 27V29L83 30V28ZM95 27V28H94ZM156 27V28H155ZM208 27V30H212V29H210ZM216 27V25L214 26V28ZM21 28V29H20ZM23 28V29H22ZM28 28V29H27ZM81 28V29H80ZM91 28L94 30V33H93V30H91ZM108 28L109 29H107V30H109L110 31V27L108 26ZM121 28V27H120ZM151 28H150V31L149 32H152V30H151ZM167 28V27H166ZM179 28V27H178ZM189 28V27H188ZM203 28V27H202ZM213 28V29H214ZM220 28V27H219ZM223 28H221V31H222V29ZM233 28H234V30L235 31H237V32H235V31H232L233 30ZM238 28L240 29V33H241V30L242 31H244L243 33H246V35H248V34H250V37L249 36H244V37H247V42H249L250 43V45H249V43L247 44V42H246V44H247V46H249V48H250V51L252 52V53H250V51L248 50V52H247V50L246 49H248V47H244V46H246V45H243V42H244V40L243 39H245L244 37H242L243 35H241L240 33H239V30H238ZM242 28V29H241ZM244 28V29H243ZM252 30H250V29ZM15 29H16V31H15ZM30 29V30H29ZM48 29V30H47ZM78 29H80L79 31L80 32H78V34H77V31H78ZM117 29V33H118V36L120 37V29L119 28H116ZM204 29V28H203ZM77 30V31H76ZM86 30H87V32H86ZM122 30V29H121ZM179 30V29H178ZM181 30V29H180ZM194 30V29H193ZM207 30V29H206ZM224 30V29H223ZM47 31V32H46ZM83 31H85V33L86 34H84V32ZM89 31H90V35H91V33H93L91 36H92V38L90 39V37L87 35V33H89ZM177 31V30H176ZM209 31V32H210ZM229 31V33H227V34H224V32L226 33V32H228ZM247 31H248V33H247ZM250 31V32H249ZM254 31V32H255ZM76 32V33H75ZM106 32H108V31H106ZM105 32V33H106ZM122 32V31H121ZM140 32V31H139ZM157 32H160V33H157ZM163 32V33H162ZM175 32V33H174ZM182 32V31H181ZM218 30H217V34H218ZM235 32V33H234ZM18 33V34H17ZM23 33V34H22ZM27 33V34H26ZM102 33V34H101ZM110 33V32H109ZM168 33L169 34H171V33H174V37H172V36H170L169 37V35H168ZM260 33L261 34H263V36H260ZM15 34H17V36L15 35ZM58 34H61V35H58ZM76 34H77V38H75L74 39V37L76 36ZM79 34L81 35L80 36V38H78L79 37ZM95 34H97L96 36H95ZM107 34V33H106ZM122 34V33H121ZM159 34V35H158ZM162 36H161V35ZM175 34H177V35H175ZM221 34H223L224 36L222 37V35ZM229 34V35H228ZM230 34H232V36L230 35ZM240 34V35H239ZM252 34V35H251ZM22 35V36H21ZM24 35V36H23ZM27 35V36H26ZM29 35V36H28ZM88 36V38L89 39H87L86 37ZM94 35V36H93ZM103 35V36H102ZM236 35H237V37H236ZM19 36V37H18ZM28 38H26V37ZM146 36V37H145ZM208 36V37H207ZM210 36V37H209ZM221 36V37H220ZM23 37H25L24 39H23ZM30 37V38H29ZM32 37V38H31ZM161 37V38H160ZM167 38V40H168V42H167V40H166V38ZM195 37V38H194ZM206 37V38H205ZM224 37V38H225ZM232 37V38H231ZM233 37H234V39H233ZM236 37V38H235ZM261 37H262V39H261ZM84 38H86L85 40H84ZM93 38H94V40H93ZM159 38V39H158ZM164 38H165V40H164ZM170 38H171V40H170ZM191 38V37H190ZM199 38L197 39V40H199ZM204 38V39H203ZM254 40H253V39ZM11 39V40H10ZM25 40L23 43L24 44H26V45H24L23 43H22V41L21 40ZM74 39V40H73ZM152 39H154V41L155 40H157V42H156V45H155V47H154V44H155V42L152 40ZM212 39H213V41H212ZM232 39V40H231ZM236 39H237V41H236ZM12 40H13V42H12ZM32 40H34V41H32ZM86 40H87V42L88 43H86ZM99 42H98V41ZM141 40H142V35H141V32H140V39H139V42H141ZM175 40V41H174ZM179 40V39H178ZM181 40L183 41V45L182 46H180L181 45ZM187 40V39H186ZM196 40V39H195ZM224 41H225V39H223ZM258 40H259V43H258ZM53 41H54V45L52 44L53 43ZM86 43V45H83L82 46V44L84 43V42ZM92 41V42H91ZM93 41H95V42H93ZM96 41H97V43H96ZM102 43H101V42ZM164 41H166V42H164ZM185 41V42H184ZM193 41H194V43H193ZM217 41H219L218 43L219 44H217ZM232 41V42H231ZM236 43H234V42ZM257 43V45L256 44H254L255 42ZM13 44H11V43ZM36 43L37 42V45H35L34 46V44H32V43ZM71 42V43H70ZM160 42H163V45H159V43ZM176 42V44H177V46H176V44L173 46V44ZM238 42H239V44H238ZM252 42H254V43H252ZM11 44V46H12V48H10L11 46H9V44ZM31 43V44H30ZM84 43V44H85ZM94 43V44H93ZM165 43V44H164ZM187 43H188V45H187ZM190 43V44H189ZM199 43H200V41H199ZM225 43V44H226ZM231 43H234V44H231ZM245 43V42H244ZM8 44V45H7ZM70 44V45H69ZM80 44H81V46H80ZM88 44V45H87ZM92 44L94 45V47L92 46ZM198 44V43H197ZM204 44V43H203ZM238 44V46H237V49H241V50H243L242 52L241 51H238L235 47H236V45ZM21 45V46H20ZM95 45H98V47L97 46H95ZM178 45L180 46V47H184V48H179L178 47ZM185 45H187V46H185ZM210 45H208L209 47H211ZM254 45V46H253ZM14 46V47H13ZM18 46V47H17ZM34 46V47H33ZM42 46H44V47H42ZM54 46V48L53 49H55V50H53L54 51V53L53 54H51L52 53V48L51 47H53ZM85 46V48H83ZM88 48H87V47ZM157 46V47H156ZM22 49H20V48ZM28 47V48H27ZM49 47V48H48ZM59 47H63L64 49H60ZM77 47V49L78 50H80V51H78V50H76L75 48ZM79 47V48H78ZM80 47H82L81 49H80ZM177 47V48H176ZM213 47V46H212ZM232 47H233V51L234 52H236V50L238 51V52H236L235 54L236 55H240V56H235L236 58H241V59H238L240 62H241V64H240V62L238 63L237 61H235L233 58H231V57H233V51H232ZM17 48V49H16ZM34 48V49H33ZM44 48V49H43ZM70 48H71V50H70ZM106 48V49H105ZM111 48H113V47H111ZM174 48V49H173ZM175 48H176V50L179 48V50H181V53H178L179 55H177V52L175 51ZM189 48V47H188ZM255 48H256V50H255ZM260 48H263V50L262 49H260ZM43 51H42V50ZM49 49V50H48ZM51 49V50H50ZM58 49H60L62 52H63V54H61V53H59L58 52ZM171 49V50H170ZM192 50V51H190V54H192L193 55V53L192 52H194L195 51V49L194 48H192V45H191V48H189V50ZM209 49V48H208ZM217 49H218V51H217ZM223 49V50H222ZM227 49L229 50L228 52H227ZM235 49V50H234ZM8 50V51H7ZM12 50V51H11ZM15 50H18L19 51V54H18V52L16 53H14V51ZM76 50V51H75ZM81 50H88L87 51V53H89V54H87L86 53V51H84V53H83V51L81 52ZM90 50H92L93 52H94V57H96V58H98V57H101V59L102 60H100V61H98L97 59L96 60H94L95 58L93 57V58H91L92 56H93V52H91ZM102 51V52H99V51ZM106 50H109V52L108 51H106ZM167 50V49H166ZM178 50V51H179ZM185 50H187L186 52H189L188 51V49H186L185 48ZM255 50V51H254ZM60 51V52H61ZM75 51V52H74ZM79 53H78V52ZM108 52V54L106 53V52ZM168 51H166V52H168ZM175 51V52H174ZM10 52V53H9ZM43 52H45V53H43ZM49 52V53H48ZM74 52V53H73ZM115 52V51H114ZM209 52V51H208ZM240 52V53H239ZM246 52V53H245ZM262 54H261V53ZM14 53V54H13ZM22 53V54H21ZM75 53H77V54H75ZM82 53H83V55H82ZM96 53V54H95ZM106 53V54H105ZM176 53V55H174ZM217 53H215V54H217ZM221 53V52H220ZM239 53V54H238ZM247 53H249V55L250 54H253V53H256L255 55H254V59H250V56L247 54ZM16 54H18V56L16 55ZM62 55L63 56V58L62 59H59L60 57H58V55ZM78 55V56H76L79 60H77V58H75V55ZM103 54V55H102ZM180 54H182V55H180ZM231 54H232V56H231ZM234 54V55H235ZM242 54V55H241ZM40 55V56H39ZM51 55V56H50ZM53 55V56H52ZM74 55V56H73ZM88 55H90V57L88 56ZM166 56H168L167 54H165ZM164 55V57H166ZM171 55H172V59L174 60V62L172 61V60H170L171 59ZM192 55H191V57H192ZM246 55V56H245ZM20 56V57H19ZM61 56V57H62ZM80 56H82L81 58H84L85 56H86V58H84V59H81V60H85V59H87V60H85V62L84 61H81L80 60ZM84 56V57H83ZM98 56V57H97ZM104 58H103V57ZM108 56V57H107ZM156 56V57H157ZM182 56V57H181ZM194 56V55H193ZM196 57H197V55H195ZM231 56V57H230ZM258 56V57H257ZM40 57V58H39ZM53 57V59L52 60H50L51 58ZM105 57H107L106 59L107 60H104L105 59ZM157 57V58H158ZM184 57H185V59H184ZM196 57H194L195 59H196ZM251 57H253L252 55H251ZM255 57L256 58H258L257 60L255 59ZM55 58V59H54ZM232 59L231 61H229V59ZM244 59V63L242 62L243 61V59ZM245 58H248V59H245ZM71 59H75L74 61H71ZM200 59L202 60V61H200ZM222 59V58H221ZM223 59H225V58H223ZM51 62H50V61ZM55 60V61H54ZM59 60H60V63H59ZM89 60H91L90 61V63L89 62H87V61H89ZM93 60H94V62H93ZM249 60V61H248ZM255 60V61H254ZM63 61V62H62ZM82 62V64L81 63H79V62ZM96 61H98V62H100V65H101V63H102V61L105 63V61H106V63L105 64H107V65H105L104 64V66H103V64H102V68H104L105 67V69H102L101 67H100V65L96 62ZM172 61V62H171ZM215 61H211V62H215ZM231 63H233L234 61V64L233 65H235V68L234 69H230V67L232 68V63L230 64L229 62ZM52 62H56V63H52ZM71 62V63H70ZM83 62L84 63H89L88 64V66H90V68L88 69L86 66V70H88V71H86V72H88L87 73V75H86V72H85V70L83 71V69L85 68V67H83V68H81L80 66L81 65H83L84 66V64H83ZM181 62H183L182 64H181ZM211 62H209V63H211ZM223 62H225V63H223ZM228 62V63H227ZM246 62V63H245ZM251 64V66H254L255 64L257 65H255L254 67H251V66H249L250 64ZM258 62H260V63H258ZM68 63L70 64L69 66H68ZM86 63V64H87ZM193 63V64H194ZM245 64V65H243V64ZM248 63V64H247ZM51 64H53V65H51ZM62 64V65H61ZM71 64H73V65H71ZM78 64H81V65H79V67H78ZM85 64V65H86ZM198 65V67H200V68H203L202 70H200V68L198 69L197 68V65ZM228 66H230V67H228ZM230 64V65H229ZM236 64H238V66H240V67H238ZM55 65H57V66H55ZM61 65V66H60ZM225 65H226V68H225ZM249 66L248 68L247 67H245V66ZM53 66V67H52ZM75 66V67H74ZM189 66V67H188ZM195 66H196V68H197V70H195L194 68H195ZM211 66V67H212ZM243 66H244V68L245 69H243V72L242 73H240L241 71H242V69L241 68H243ZM46 67V68H45ZM55 67H57L56 69H55ZM210 67V68H211ZM214 67H212V68H214ZM225 68L226 69V71H225V69H221V68ZM77 68H79V69H81L82 71H83V73H85V75L82 73V71H80L79 69H77ZM194 70H193V69ZM240 68V69H239ZM53 69H54V71H53ZM93 69H95L94 71H93ZM181 69V70H180ZM183 69V70H182ZM185 69H187V71L188 72H186V70ZM247 69H248V71H247ZM250 69V70H249ZM259 69L261 70V67H259ZM77 70H79L80 72H78ZM180 70V71H179ZM185 70V72H183ZM193 70V71H192ZM231 70V71H230ZM237 70L239 71V77H238V75H237ZM254 70V71H253ZM106 71V70H105ZM166 73L168 74V72H169V70H168V68H166ZM208 71H210V72H208ZM215 71H217V72H215ZM224 71V72H223ZM227 71H230V73H228ZM245 71H247V73L245 72ZM264 70H262V72L260 71V73H264L263 72ZM53 74H52V73ZM67 72H69V76H68V73ZM76 72H77V74H76ZM97 72V73H98ZM228 74H227V73ZM236 72V73H235ZM244 72H245V76H244ZM248 72L250 73V75H248V76H246V74H248ZM256 74V75H258V78L256 77V75L254 74V73ZM78 73L80 74H83L84 75V77H83V75H81L82 76V78H84L85 79V82L87 83H85L84 82V79L82 80V78L80 79V75H79V77L77 76L78 75ZM177 73V74H176ZM189 73H191V74H189ZM207 73H209V76H207L208 74ZM223 73V74H222ZM237 75V77L234 75ZM61 74H63V76H61ZM174 74V75H173ZM197 74V75H196ZM206 75V77L208 78V81H207V78L206 77H203V75ZM227 74V75H226ZM243 76V77H246L245 79L246 80H251L250 82H252V83H249L248 81H246V83H245V79L244 78H242L243 80H240V82H238L239 80V78H240V76L241 75ZM52 75H54V76H52ZM201 75V76H200ZM216 75H218V76H216ZM221 75H223V76H221ZM232 75H234V76H232ZM255 75V76H254ZM259 75H260V77H259ZM61 76V77H60ZM96 76V75H95ZM95 76H93V79H92V77L91 78H89L88 76V78H89V80H95L97 77L99 78V76H97V77H95ZM102 76V77H103ZM184 76V75H183ZM196 78H195V77ZM212 76V77H211ZM217 77L216 79H217V81H216V79L215 78H213V77ZM220 76H221V78H220ZM261 76H263V77H261ZM68 77H70V78H68ZM175 77V78H174ZM181 75H180V78H179V76H178V78H179V80H182L181 79ZM193 77V78H192ZM252 77H253V79H252ZM50 78V79H49ZM105 78H106V76H105ZM104 78V79H105ZM183 78V77H182ZM185 78V77H184ZM183 78V79H184ZM202 78H203V80H205V81H203L202 80ZM205 78V79H204ZM212 78H213V80H214V82H215V87H213V86H209V85H207L208 83L210 84V85H212L211 84V82L213 81L212 80ZM236 78H237V80H236ZM61 79V81L59 82V80ZM70 79V80H69ZM195 79H197V80H195ZM209 79H211V80H209ZM218 79L219 80H221L220 82H221V84L223 83V85H219L218 84ZM258 79V80H257ZM109 80V79H108ZM107 79L105 80V81H103V78L102 79H100L99 80V85H101V83L103 84L102 86H101V89L103 88V90H105V88H108V87H103V86H106L107 85V83L105 84L104 82H106V81H108ZM186 80L187 79H185V80H183L184 82H186ZM233 80H235V81H233ZM83 81V82H82ZM100 81H101V83H100ZM196 83H195V82ZM202 81V82H201ZM262 81V80H261ZM66 82V83H65ZM72 82V83H71ZM74 82H78V83H74ZM91 82H93L92 84H91ZM180 82V81H179ZM182 82V81H181ZM180 82V83H181ZM201 82V83H200ZM204 82H207V84L206 83H204ZM214 82H212V83H214ZM219 82V83H220ZM226 82V83H225ZM231 82V83H230ZM233 82H234V84L235 85H233ZM247 82L251 85V86H249L248 84H247ZM59 85H58V84ZM79 83H81V85H79ZM82 83H85V86H87L89 89H90V94H92V95H94V94H96V95H98V96H96V95H94V96H96L95 97V99H94V97L92 96V98H91V96H90V94L88 93L87 94V98H86V96H83L84 97V99H81V105H84L83 103V100H85L86 101V99H87V102H89V100L90 101H92V99H94L95 100V103L94 102H92L93 103V106H94V104H98L100 107L102 106L103 108H100L98 105H95L97 108V110L95 111H93V113H94V115H92L91 114V116H86L87 114H86V112H84L85 110L87 111L88 110V108H87V106L89 107V106H91V104L89 103H87L86 102V104L84 105L85 107H86V109H84L83 107L84 106H82V109H84V111H82V113H85L83 116H82V113L80 112L79 113V111H80V109H79V111L78 110H75L74 109V107H75V105H76V109H77V106L79 107V105L77 104L78 103V101H79V97H81L79 94H78V96L79 97H76L75 95H74V97H76V98H78V99H74V102L76 103L74 106L72 105L73 104V98H71V97H73V96H71L70 97V100L72 99V103L70 102L69 103V100H67V99H69V96H70V94L72 95V94H74V92L75 91H73L74 89H75V87H73L74 89H72V86H71V88H68L69 86H70V84H72V85H74V86H76V88H79V87H83V89L82 90H78V89H75V90H78V93H81L80 91H82L83 93H84V91H85V93L86 92H89V89H87V87H85V86H83L82 85ZM88 83H89V85H88ZM187 83V82H186ZM204 83V84H203ZM231 84V86H230V84ZM238 83H240V84H242L243 83V85L241 86L240 84H238ZM257 83V84H256ZM258 83L260 84V85H258ZM66 86H64V85ZM68 84H69V86H68ZM91 84V85H90ZM189 84H187V85H189ZM206 84V85H205ZM227 85V87L225 86V85ZM240 85L241 87V89H242V92H241V89L240 88H238L239 86L238 85ZM245 84H246V86H245ZM255 85V87L256 88H258V89H262V91L261 90H259L258 91V89H256L255 87H253V85ZM99 85H96V87L98 86L99 87ZM182 85V84H181ZM180 85V87H182V86H184V88H185V86L186 85H182L181 86ZM201 85V86H200ZM204 85V86H203ZM236 86V87H233V86ZM79 86V87H78ZM89 86H91V87H89ZM199 88H198V87ZM210 88H209V87ZM226 87V89L225 88H222V87ZM238 86V87H237ZM243 86H245V87H243ZM249 86V87H248ZM198 89H197V88ZM208 87V88H207ZM218 87H220V88H218ZM231 88V93H233V91H234V95H237V96H235L236 98V100H238V104L236 105V103L233 101L234 99V96H233V94H232V96H233V98H232V96H229L228 94V96L229 97H231L232 99V101H231V103H230V105L232 104V103H235L234 105L235 106H238V108L240 107L241 109V111L239 110V109H237L236 107H233L234 105L232 104V107H230L231 108V110H232V112L234 111L233 109L235 108L236 109V112H239L238 114H239V116H238V114L235 112V113H233L232 114V112L231 113H229L228 112V110H230L229 109V106H228V109L227 110H225V112L227 111L228 112V115H229V118H227V119H225L226 117H228V116H226L224 113V115H225V117H223L224 115L222 114L221 116H222V118H220L221 120L222 119H224V120H227V122H229V120H230V118L234 115V114H237L236 116H238V117H236V116H233L236 120H237V122H236V124H237V127L236 126H234V122L236 121V120H233L234 122H233V124L232 125H230V127H227V126H229L228 124L230 123V122H232V121H230L229 123H227L226 121V123L227 124H224V120H222L221 122H218V123H216L217 121H220V119H219V116H220V114L218 113L219 111L215 108V112H214V114H213V108H211L212 110H211V114L213 115V118H215V113H216V111H217V119H215L214 120V122L215 123H213L212 121H213V119H212V123H210L209 124V122H210V120L208 121V119H211V117L210 116H208V118L206 117L207 115H211V114H209L208 113V110H210V107H214V105H215V98H214V96H215V94H218V93H220L221 94V92H218V93H215V94H213L214 93V91H216V89H218V90H227V88H228V90ZM250 87H253L254 89H255V92H257V93H255V94H253L254 93V89H252V88H250ZM58 88V89H57ZM175 88V90L176 91H178L179 90V92L178 93H180V94H178V93H176V91H174L173 89ZM176 88H178V89H176ZM193 88V89H192ZM233 88H235L234 90H233ZM238 89V91H237V89ZM244 88H246V90H245V92H247V91H252V94L250 93H246L245 94V92L243 91L244 90ZM247 88H249V89H247ZM70 91L71 89V93L68 91V90ZM95 89V88H94ZM199 89H201V90H199ZM212 89H213V92H211L212 91ZM240 89V90H239ZM57 90V91H56ZM65 90V91H64ZM91 90H93V92L91 93ZM96 90H98V91H100V88L98 89V88H96ZM109 90V88L107 89V90H105V92L104 91H101L102 92V94H101V96H103V105L106 103V97L104 96V94L107 92ZM192 90H193V92H192ZM228 90L226 91L227 93H229L228 92ZM60 91V92H59ZM72 91H73V93H72ZM183 90L181 89V92H182ZM200 91H203V92H205L204 94L201 92V93H199V94H202V95H199L198 93H196V92H200ZM225 91H222L223 93H225ZM230 91V90H229ZM237 91V92H236ZM58 92V93H57ZM65 92V93H64ZM174 92L176 93V94H174ZM191 92H192V94L194 95L195 94V97H193V95L191 94ZM208 92H210L212 95H209L210 96V98L213 96V99H214V104H213V106H212V104H210L211 102L213 103V101L211 100V102H208V101H206V100H208V96H205L206 94L208 95V94H210V93H208ZM217 92V91H216ZM243 92H244V94H243ZM262 93V95H260V94H258V93ZM60 93V94H59ZM83 93H81L82 95H83ZM98 93H100V94H98ZM235 93H238V94H235ZM244 95L245 97H244V99H246V95L248 94V95H257V96H252V98L251 97H249L250 99H247L249 102H248V104L252 101V100H254V103L253 104H255V105H248L249 106V108H250V106L251 107H253V109H254V111L253 110H251V111H253V113L252 112H249L250 113V115H248L249 113H248V110H249V108L247 107V110L246 109H244V108H246V107H244L243 108V105H245L244 103H246L247 102V100H245L244 101V99L243 98H241L242 97V95ZM199 96H197V95ZM60 95V96H59ZM63 95H65V96H63ZM69 95V96H68ZM86 95V94H85ZM181 95V96H180ZM189 95V96H188ZM204 95V96H203ZM223 95V94H222ZM222 95H220V96H222ZM231 95V94H230ZM239 95V96H238ZM68 96V97H67ZM100 96V97H101ZM219 96V97H220ZM224 96V95H223ZM178 97H179V100H176V98L178 99ZM215 97H218V96H215ZM218 97V98H219ZM225 97H227V96H225ZM224 97V100L226 99ZM228 97V98H229ZM248 97V96H247ZM66 98V99H65ZM86 98V99H85ZM183 99V100H181V99ZM184 98H185V100H184ZM192 98V99H191ZM197 98H198V100H197ZM205 99V100H202V99ZM210 98H209V100H210ZM254 98V99H253ZM186 99L188 100V101H186ZM197 100V105L195 106V108H194V106H192L193 105V103H194V101L193 100ZM221 99H223V98H221ZM230 99V98H229ZM228 99V100H229ZM244 101L242 104L243 105H241L240 106V104H241V101L242 100ZM76 100V101H75ZM93 100V101H94ZM191 100V101H190ZM219 100H220V98H219ZM223 100V101H224ZM227 100V99H226ZM67 101V102H66ZM188 102L187 104H188V106L190 107H188L187 105H186V107H183L182 108V106H185V104L184 103H186V102ZM203 101H205L206 103H203ZM217 101V100H216ZM79 102V103H80ZM178 102H180V103H182L181 105H179L180 103H178ZM208 102V103H207ZM229 102H230V100H229ZM256 102H258L259 103V100H257ZM69 103V104H68ZM177 103H178V105H177ZM196 103V102H195ZM194 103V104H195ZM201 103L203 104V105H201ZM218 103V102H217ZM216 103V104H217ZM223 103V102H222ZM228 102H226L225 101V104H227ZM252 103V102H251ZM71 104V105H70ZM205 104V105H204ZM207 104H208V106H207ZM229 104V103H228ZM87 105V106H86ZM199 105V106H198ZM211 105V106H210ZM219 105H220V103H219ZM71 106V107H70ZM95 106H94V108L93 107H91L92 109H95ZM181 108H180V107ZM207 106V110H206V108L204 109L203 107H206ZM220 106H222V105H220ZM225 106V105H224ZM222 107V108H218L219 110L220 109H224L225 107ZM262 106V107H263ZM73 108V110L72 109H70V108ZM176 107H177V109H176ZM188 107V108H187ZM193 107V108H192ZM196 107L197 108H199L200 110L198 111L197 109H196ZM184 108H186V109H184ZM73 111L72 113H71V111ZM89 109H90V107H89ZM101 109H103V110H101ZM180 109H183V110H180ZM69 110V111H68ZM98 110H101V111H98ZM176 110H178V111H176ZM186 111V113H185V111ZM194 110H197L198 112H196L195 113V111ZM239 110V111H238ZM247 112H246V111ZM92 111H87L88 112V115H89V112L90 113H92ZM98 111V112H97ZM183 113V114H181V112ZM203 111H207V115H206V113L204 112V114L205 115H202L203 114ZM221 111H223L224 112V110H221ZM242 111H244L245 113H243ZM62 112H64V113H62ZM78 112V117H76L77 119H79V120H82V118H84L85 116V119H86V121H85V126H84V124H81L85 119H83L82 121H81V123H80V121L79 120H75L76 118H75V114ZM180 112V113H179ZM200 112V113H199ZM227 112H226V114H227ZM199 115H198V114ZM241 113L243 114V115H241ZM73 114V115H72ZM81 114V115H80ZM195 114H196V117H195ZM257 119H259V114H262L261 116H260V119L259 120H257L258 121V124L257 125H259V129H258V131H257V133H256V128L258 127H255L256 126V123H257V121H256V119H254V117L252 116V115ZM255 114V115H254ZM72 115V119H70V116ZM230 115H232V116H230ZM80 116H82V118L80 119ZM96 116V117H95ZM242 116L244 117V116H247L246 118H244V119H246L247 120V122L246 123H248V125L250 126V124L249 123H251V125H253L252 127L250 126V128H252V130H254L255 132L254 133H256L255 135L256 136H253V131L251 132V133H249L250 131L249 130H251L249 127H247V124H246V126L245 127H247L248 129H247V131H248V134L246 133V135L244 134L245 132H246V130H244V129H241V127L243 126L244 127V124L242 125V123L243 122H245L246 120H244L243 118H242ZM92 117V118H91ZM94 117V118H93ZM248 117H250L251 119H253V121L251 122L249 119H247ZM253 117V118H252ZM67 118V119H66ZM90 118V123H92V122H94V123H96L97 125L95 126V124H94V126L95 127H97V128H95V127H93V128H95L96 130V132L98 133H96L95 134V132H94V134L93 135H91V133H92V131H90L92 128H91V126H90V128L91 129H89L88 127H87V125H92V124H88L89 123V119ZM184 118V119H183ZM192 118H196V120L194 121ZM205 118H206V121H204L205 120ZM238 118V119H237ZM239 118H242V119H240V120H244V121H239ZM57 119V121H55ZM229 119V120H228ZM69 120H71V121H69ZM75 120V123L73 122V121ZM95 120V121H94ZM250 122H249V121ZM77 121V122H76ZM178 121H180L179 119H178ZM194 121V122H193ZM197 121V122H196ZM263 121V122H262ZM74 123L75 124V126H77L78 128H75V126H74V124H73V126H72V123ZM205 122H206V124H205ZM222 122H223V124L224 125H227V126H225L227 129H229L230 131H229V133L230 134H232V131H231V129H233V134H236L237 132H235V129H236V131L237 130H239V131H241V132H244L243 134L245 135H243V137H242V133H239V131H238V133L240 134H237V138H238V135L241 137H239L238 139L237 138H234L235 136H228V134L226 133H224V132H227V129H222V127H224V126H222L221 127V124H222ZM256 122V123H255ZM262 123L263 124V126H262V124L260 125V123ZM84 123V122H83ZM191 123H193L192 125H191ZM221 123V124H220ZM253 123V124H252ZM254 123H255V125H254ZM212 124H215V125H212ZM231 124V123H230ZM242 126H241V125ZM200 125V126H199ZM238 125H240L241 127H239ZM84 126V132L85 131H87L86 129L88 128L89 130L87 131V132H91V133H87V134H85L84 132L81 134V132H80V130H76V129H82L83 130V127ZM231 126H233L232 128H231ZM239 127V128H238ZM244 127V128H245ZM185 128V129H184ZM205 128V129H204ZM212 128H214V130H212ZM231 128V129H230ZM238 128V129H237ZM263 130H262V129ZM48 129V130H47ZM60 129H61V131H60ZM65 129V130H64ZM69 129V130H68ZM71 129V130H70ZM200 130L201 131V136L199 135V133H198V131L197 130ZM220 129H222V130H220ZM241 129V130H240ZM50 130V131H49ZM55 132H54V131ZM93 130V129H92ZM103 130H105V128H103ZM215 130H216V132H215ZM243 130V131H242ZM260 130V131H259ZM58 131V132H57ZM72 131V133H74V135H76L77 133L76 132H78V135H76L77 136V138L80 136L79 134H81V138H82V136H83V140L82 139H80L81 141H83V143H84V138H85V140H87L88 141V143L90 144V146H89V144H88V146H87V144L84 146V144L81 142H79V144H83L82 146H84L85 147V152L83 153V149H84V147H83V149H81L80 148V146H79V144L78 143H75L76 144V146H77V148L75 147V146H73V140L72 139H70V137L68 136V134H70L69 132H71ZM76 131V132H75ZM194 131V132H193ZM199 131V132H200ZM217 131L218 132H220V134H218L217 133ZM221 131H222V133H224L223 135H221L222 133H221ZM224 131V132H223ZM51 132H53V134L55 133H57V136L54 134H52ZM61 132V134L62 135H59V133ZM105 132V131H104ZM235 132V133H234ZM49 133H51V134H49ZM71 133V136H73V134ZM76 133V134H75ZM184 133H183V135H184ZM263 133V134H262ZM89 134V135H88ZM191 134V135H190ZM210 135V138H208V136ZM212 134V135H211ZM217 135V138H216V136L215 135ZM92 137H91V136ZM195 135V136H194ZM215 137H214V136ZM250 136V138L251 139H249V136ZM51 136V137H50ZM53 136V137H52ZM61 136H62V139H61ZM76 136H73V139H77V138H75ZM86 136H87V139H86ZM211 136H213V137H211ZM224 136H226L225 138H224ZM248 138H247V137ZM253 136V137H252ZM55 137V138H54ZM204 137H206L207 139H205ZM223 137V138H222ZM229 138L227 141H226V138ZM237 139V140H239L240 141V139H241V142H240V145H238L239 143V141L237 142L236 141V144L235 143H233V141H234V139ZM263 137V138H262ZM47 138H49L50 140H51V142L50 141H48L49 139H47ZM72 138V137H71ZM89 138H91V141L89 142ZM216 138V139H215ZM252 138L254 139L255 138V140L256 141H254V140H252ZM58 139V140H57ZM69 139H70V141H69ZM94 139H96V137L94 138ZM209 139V141H207ZM219 139V140H218ZM222 141H221V140ZM225 139V140H224ZM230 139L232 140V142H231V144L229 143L230 142ZM243 139V140H242ZM246 141H248V140H250V144H251V142L252 141H254V142H252V144L251 145H249L248 143H249V141L248 142H246V143H243L245 140ZM43 140V141H42ZM64 140V141H63ZM96 140H98V139H96ZM252 140V141H251ZM52 141L54 142V143H52ZM60 141H62V142H65V143H60ZM68 141V142H67ZM79 141V140H78ZM78 141H76V142H78ZM190 141V142H189ZM50 142V143H49ZM98 142V141H97ZM213 142L214 143H216V144H214V146H213V148L211 149L210 147L212 146V144H213ZM219 142V143H218ZM221 142V143H220ZM235 142V141H234ZM52 143V144H51ZM191 143V144H190ZM230 145H229V144ZM242 143H243V145H244V148H242L243 147V145H242ZM263 143V144H262ZM47 144V145H46ZM64 146H63V145ZM233 144H235V145H238V146H233ZM250 146V148L247 146ZM49 145H51V146H49ZM190 145H192V146H190ZM223 145H225V146H228V147H223ZM241 145H242V147H241ZM35 146V147H34ZM57 146V147H56ZM67 146V147H66ZM87 146V147H86ZM239 146L241 147L240 148V150H238L239 149ZM252 146H254L252 149H251V147ZM44 147H46V148H44ZM54 147H55V149H54ZM64 147H65V149H64ZM73 147V148H72ZM74 147L78 150L77 152H76V150L74 149ZM93 147V146H92ZM92 147H91V149H89V151L91 150L92 151ZM194 147V148H195ZM234 147H235V149H234ZM237 147H238V149H237ZM259 147H260V150H256V148H258L259 149ZM36 148V149H35ZM38 148V149H37ZM40 148V149H39ZM58 148V149H57ZM62 148V149H61ZM194 148H192L193 150V152L192 153H194V150H196V149H194ZM211 150H210V149ZM74 149V150H73ZM243 149V150H242ZM248 149V150H247ZM254 149H255V151H254ZM39 150V151H38ZM48 150V151H47ZM61 150H65V151H61ZM198 150V149H197ZM209 150H210V153H209ZM232 150V152H230V151ZM253 150V151H252ZM35 151H36V153H35ZM38 151V152H37ZM51 151V152H50ZM55 151V152H54ZM80 151V152H79ZM90 151V152H91ZM223 151H225V152H223ZM243 153L242 155H240L241 153ZM245 151V152H244ZM252 151V153H249V152H251ZM258 153H257V152ZM48 152V153H47ZM53 152V153H52ZM56 152H57V154H58V158L59 159H62V164H60V166H59V163H60V161H58L57 159L58 158H56ZM63 152H65V153H63ZM90 152H88L89 154H90ZM198 152H200V149L198 150ZM229 152V153H228ZM233 152H237L234 156L233 155H230V153H233ZM256 153L257 155H258V158H257V155H256V158H254V160H251L250 158L251 157H255V155H252V154H254V153ZM47 153V154H46ZM49 153H51L50 154V156H49ZM75 153V154H74ZM88 153H87V155H88ZM221 155H220V154ZM224 153H226L225 154V156H226V159H225V156H224ZM248 153V157L250 156V154H251V156L247 159V158H244V157H242V156H245L246 154ZM263 153H264V151H263ZM66 154V155H65ZM191 154V153H190ZM47 155H48V157H47ZM37 156H38V158H37ZM52 156L54 157V160L55 161H53V162H56V161H58V162H56V164L54 165L53 164V162L51 161L52 160ZM61 156H62V158H61ZM222 156V157H221ZM229 156V157H228ZM47 157V159L45 160V158ZM190 157H191V155H190ZM213 156H211V158H212ZM241 157H242V159H241ZM260 157H261V159H260ZM48 158H51V159H49L48 160ZM72 158V162H71V164L69 165L68 163H70V159ZM37 159V160H36ZM38 159H40V161H38ZM73 159H74V161H73ZM86 159V160H85ZM191 159V160H190ZM189 159V161L192 163L193 162V160H194V156L192 157V158H190ZM193 159V160H192ZM233 159V160H232ZM241 159V160H240ZM245 160V162L244 161H242V160ZM253 159V158H252ZM35 160V161H34ZM42 160H44V164H42L43 162H42ZM68 160V161H67ZM79 160V161H78ZM219 160V161H220ZM229 160H232V161H230V163H229ZM250 162H249V161ZM45 161H47L46 163H48V161H49V163L48 164H46L45 165ZM81 161V162H80ZM242 162L245 166H246V164L248 165V163H247V161L249 162V164H251V161H252V164L253 165H255V163H257L258 161L259 162H261V163H257L256 165V167L258 168L259 166H262V167H259L257 170H258V172H257V174L258 173H260V169L262 168V170H263V172H261L262 173V175H261V177H259L260 175H258L257 176V179H256V173L254 174V176L251 174V176H253V177H255V178H252L251 176H250V179L252 180H261L260 182H255V184H253L254 182H253V180H252V182L253 183H250V181L251 180H249L248 178H249V175H250V172H253V170H254V167L252 166V164L251 165H248V167H244V165L243 166H240V162ZM256 161V162H255ZM31 162V163H30ZM36 162V163H35ZM38 162H39V165H38ZM73 162H76V163H74L75 165H73L72 163ZM80 162V163H79ZM190 162H189V164H190ZM233 162V163H232ZM33 163H35V164H33ZM223 163H224V165H223ZM232 163V164H231ZM242 163H241V165H242ZM42 164V165H41ZM212 164V165H211ZM235 164V165H234ZM258 164H260V165H258ZM44 165V166H43ZM62 165V166H61ZM68 165V166H67ZM72 165V166H71ZM83 165V166H82ZM223 165V166H222ZM44 167L43 169L41 168V169H38V170H36L35 171V169H37L38 167ZM52 166V167H51ZM69 166L72 168L71 170H74V172L77 174V175H79V176H82V178H80L79 176H77L76 174L74 175L73 174V172L72 171H70V168H69ZM211 166H213L212 168H211ZM219 166H222V167H220L219 168ZM235 168H234V167ZM50 167H51V169H54V171L56 170V171H58L57 169L59 168L60 170H62V173H64L63 175L65 176H61V178L59 179L60 181L62 180V178H63V181L64 182H66V183H64L63 181H62V183L59 181V184L57 183H55V182H57L58 181V178H59V176H60V174H62L61 173V171L59 170L58 171V174L57 173H52V175H51V172H54L53 170H51L50 169ZM68 167V168H67ZM230 167V168H229ZM233 167V168H232ZM239 167V168H238ZM241 167H243L241 170L243 171V175L245 174L244 172H248L247 173V176H245L244 178L243 177H241V176H239L238 175V173H239V171L242 173V171L240 170V168ZM29 168V169H28ZM81 168V169H80ZM213 168H215L214 170H212ZM232 168V169H231ZM245 168H248V171H247V169H245ZM253 170H252V169ZM64 169V170H63ZM181 169H182V172H183V170L185 169V166H183V167H181ZM191 171H194V169H193V166L191 165ZM228 169H230V171H228ZM234 169V170H233ZM238 169V170H237ZM243 169H245L246 171H244ZM41 170V171H40ZM51 170V171H50ZM225 170V172H226V170L229 172L228 174H226L228 177H230V173H231V171L233 170L234 172L233 173H231L233 176L232 177H230V178H233L230 182H229V180H227L228 179V177L227 176H225V172H224V174L222 175V173H220V172H223ZM252 170V171H251ZM40 171V172H39ZM43 171H44V173H43ZM47 171H49L48 173H47ZM55 171V172H56ZM30 172V173H29ZM66 172V173H65ZM237 172V173H236ZM37 173H38V175H37ZM45 173L47 174V176L49 177V175H50V178H47V176H44L45 175ZM60 173V174H59ZM184 173V176H187V178H186V180H183V178H185V177H183V175H182V181L184 182V184L190 189V187L191 186H193L194 188V190H195V188H196V186H198V185H193V183H192V180L190 179V176L189 175H186L185 174V172H183ZM214 173H215V176H214ZM241 173H239L240 175H242ZM44 174V175H43ZM219 174H221L220 176H221V178H223V177H225L226 178V180H227V182H224V185H222L221 183H223L222 182V179H220V176H219ZM249 174V175H248ZM36 175V176H35ZM53 175H55L54 177L55 178H53V177H51V176H53ZM57 175H58V177H57ZM242 175V176H243ZM246 175V174H245ZM34 176L36 177V178H34ZM44 176V177H43ZM238 177V178H243V180H244V182H243V180L242 179H240V180H242V182L240 183V184H238V182H240V180L238 179V178H235V177ZM198 177V176H197ZM196 176L194 177V179H199V177L197 178ZM42 178V179H41ZM47 178V179H46ZM55 179V181H53V179ZM87 178H89L88 176H87ZM181 178V177H180ZM247 178V179H246ZM260 178H263V181H262V179H260ZM46 179V180H45ZM49 179H51V181H49ZM236 179H238V180H236ZM245 179H246V181H245ZM29 180H30V182H29ZM39 180H45V181H41V183H40V181ZM189 180V181H188ZM223 180H225V179H223ZM225 180V181H226ZM249 180V182H247ZM47 181H49V182H47ZM68 181L70 182L69 184H68ZM188 183H187V182ZM221 181V182H220ZM48 183V185L49 186H47V183ZM51 182H53V183H55V186H56V188H55V186H54V184H52ZM77 182V183H76ZM81 182V183H80ZM206 182H207V184H208V181H207V178H206ZM236 182V184H234L235 186H233V183H235ZM246 182H247V185L245 186V188L248 186V183H249V185L250 186H253L252 188L250 187V186H248L249 187V189L247 188V189H244L243 187H244V185L246 184ZM31 183V184H30ZM44 183H45V185L46 186H44ZM260 183V184H261ZM66 184H68L67 186H66ZM72 186H71V185ZM189 184V185H188ZM219 184V185H218ZM243 184V185H242ZM44 187H43V186ZM63 185H61V186H63ZM220 185H222V186H220ZM240 185V186H239ZM255 185V186H254ZM54 186V187H53ZM60 186V187H61ZM66 186V187H65ZM78 186V187H77ZM82 186V185H81ZM237 186V189H235L234 191H235V194L234 193H232V191H231V187H236ZM52 187V188H51ZM239 187H241V188H239ZM63 188V187H62ZM68 188V187H67ZM217 188V189H218ZM255 188V189H254ZM263 189V190H261V189ZM192 188L190 189V190H192V191H194ZM245 193H243L241 190ZM252 189L253 190H255L256 191V189L258 190V189H260L261 191H254L253 193L251 192L252 191ZM222 190V191H223ZM240 190V191H239ZM76 191V192H75ZM233 191V192H234ZM250 191V193L248 194V192ZM63 192H67L66 194L65 193H63ZM81 192H83V193H81ZM230 192V193H229ZM242 192V194H240V193ZM259 192V193H258ZM262 192V193H261ZM229 193V194H228ZM237 193H239L240 194V196H238L237 195ZM258 193V194H257ZM74 194V195H75ZM248 196H247V195ZM256 194L258 195V197L256 196ZM73 195V199L75 198V196ZM234 195V196H233ZM241 195L244 197V195H246V197H248V198H246L245 199V197L243 198V197H241ZM68 196H69V194H68ZM256 196V198H258V199H255V200H253V198ZM238 197H240V199H238L237 200V198ZM253 197V198H252ZM63 198V197H62ZM77 198V197H76ZM76 198H75V201H76ZM195 198H199V197H197V196H195ZM243 198V199H242ZM261 198H263L262 200H261ZM64 199V198H63ZM62 199V200H63ZM66 199V198H65ZM69 199V198H68ZM251 199V200H250ZM71 200V199H70ZM82 200H80V201H82ZM240 200V201H239ZM65 200H63L62 202H64ZM72 201V200H71ZM79 201V200H78ZM79 201V202H80ZM233 201H234V203H233ZM238 201V202H237ZM242 201V202H243ZM244 201V202H245ZM249 201H252V202H249ZM77 202V201H76ZM229 203V204H228ZM236 203H237V205H236ZM66 204H67V202H66ZM65 204V205H66ZM71 203L69 202V205H70ZM79 204H81V202L79 203ZM79 204H76V206H78ZM232 206H231V205ZM64 205V206H65ZM84 205H86V204H84ZM67 206V205H66ZM71 206V205H70ZM69 206V207H70ZM229 206H231V207H229ZM251 206V205H250ZM73 207V206H72ZM240 207V208H241ZM263 207V209H264V206H262ZM261 207V208H262ZM75 208V207H74ZM78 208H80L79 206L77 207V209ZM83 207H81V210H80V212H79V209H78V211H76L77 209L75 208V213H73L74 214V216H72L73 217V219H71V220H73V221H75V223H78V220H79V217H80V215H79V213L81 214V211L83 210L82 209ZM225 208H224V210H225ZM234 208H235V212H234ZM252 208V209H251ZM260 208V209H261ZM68 209V208H67ZM216 209V208H215ZM244 209V210H243ZM250 209H251V211L253 210V212L251 213L250 212ZM62 210H63V208H62ZM65 210V209H64ZM72 208L70 209V213L73 211L74 212V210H72ZM84 210H85V208H84ZM84 210L82 211L83 213H84ZM237 210V211H236ZM262 210V209H261ZM261 210H259L260 211V214H261ZM233 211V212H232ZM66 212V211H65ZM78 212V213H77ZM199 213L201 212V210H199L198 211ZM224 212V211H223ZM245 212H246V214H245ZM63 213V212H62ZM68 213V212H67ZM66 213V214H67ZM79 215H77V214ZM234 213V214H233ZM242 213H240V214H242ZM263 213V212H262ZM69 214V213H68ZM72 214V215H73ZM232 216H231V215ZM75 215H76V217H78L77 219H76V217H75ZM84 214H81V216H82V218L84 217L83 216ZM234 215V216H233ZM264 213L262 214V215H260V218L262 219V217H263V220L261 221V223H260V226L258 227L259 229H257V228H254L255 229V231L256 232H258V236L257 235H255L256 236V238H260V236L262 235V231H261V225L264 227ZM70 216V215H69ZM200 216H202V218H205L204 217V215H201V213L198 215V219L200 220L201 219V217ZM230 216H231V218H230ZM248 216H250V217H248ZM53 217V218H52ZM63 217V216H62ZM61 217V218H62ZM66 217V216H65ZM71 217V216H70ZM81 218V217H80ZM47 219V221L48 220H50V219H48V218H46ZM45 219V220H46ZM84 219V218H83ZM83 219H80L81 221H79V222H82L83 221ZM206 219V220H205ZM205 219H203L204 221L203 222H205V221H207V218H205ZM257 219V220H256ZM77 220V221H76ZM85 220H86V218H85ZM230 220V221H229ZM238 220V219H237ZM250 220L248 221L247 220V222L245 221V226L243 225V227H244V229H241V231H239V232H241V233H239V235L242 237V240H243V244H245L246 243V245H249V243L247 242V240L245 239V237L243 238V236L245 235V233H244V230H246V231H248L249 232V234L250 233H253V232H251V230L253 229H250L251 227L250 226H252L251 225V223H250V226H248L249 225V223L248 222H250ZM260 220V219H259ZM40 221V220H39ZM46 221V222H47ZM69 221H70V218H69ZM72 221V222H73ZM201 221H202V219H201ZM255 221V222H254ZM257 221V222H256ZM43 222H45V221H43ZM51 222H50V226H51V224H52ZM70 223H71V221H70ZM74 223V224H75ZM206 223H208V222H206ZM248 223V227L245 229V227H246V224ZM42 224H43V227H42ZM253 224V226H255ZM34 225H38V226H40L39 228H38V230L36 229L38 226H36L35 228H34ZM45 225V226H44ZM59 225V226H58ZM76 225V224H75ZM50 226H48V228H50ZM68 227V226H67ZM249 228V229H248ZM36 229V230H35ZM51 229V228H50ZM49 229V230H50ZM248 229V230H247ZM254 229L252 230V231H254ZM59 230V231H58ZM68 231V230H67ZM238 231V230H237ZM236 230L234 231L235 232V234L236 233H238ZM40 232V233H39ZM43 232H44V230H43ZM42 232V233H43ZM233 232V233H234ZM256 232H254L253 234H257ZM16 233H18L17 235H16ZM31 235H30V234ZM29 234V235H28ZM36 234L38 235V237H36ZM51 235H50V237H51ZM252 235V234H251ZM17 236V237H16ZM28 236H30V237H28ZM34 236V237H33ZM42 237H44L45 238V240L44 239H41ZM54 237H51V238H54ZM27 238V239H26ZM28 238H33V239H31L32 241H28V242H26L27 240H28ZM57 237H56V239H58ZM259 238H258V240H259ZM26 239V240H25ZM38 239H40V240H38ZM261 239V238H260ZM37 240V242H35ZM60 240V239H59ZM23 241V242H22ZM34 241V242H33ZM44 241H45V244H44ZM15 242V243H14ZM30 242V243H29ZM40 242V243H39ZM233 242H236V245H234V250H235V252L232 250L231 251V258L234 260V257H235V255H236V257H235V260L233 261L231 258H229V259H231L233 262L231 263V262H225L224 264H234L235 262H238V263H236V264H247L245 261H244V256L243 255H245V254H243V250H238V248L237 247H235V246H237V241L235 240H233ZM28 243V244H27ZM32 243L34 244V245H36L35 247L37 248H40L39 250H38V248L36 249L33 245H32ZM14 244H16V245H14ZM32 245V246H30V245ZM42 244V245H41ZM235 244V243H234ZM14 245V246H13ZM24 245H25V247H24ZM37 245H40V246H37ZM45 245H47L48 247H46ZM15 247V252H14V250H13V248ZM27 247H28V249H33V247H34V249L33 250H28V252H27V250H23L24 248L25 249H27ZM59 247H58V253H60L59 252ZM16 248H17V250H16ZM46 248V249H45ZM41 249H45L46 251H44V250H41ZM35 250V251H34ZM36 250L37 251H40V252H42V253H40V252H36ZM13 251V252H12ZM33 251V252H32ZM44 251V252H43ZM51 251V250H50ZM53 251V253L55 254V256H56V254L57 253H55L56 252V250H52ZM252 251V250H251ZM254 251V250H253ZM31 253V257H30V262H28V260H29V258H28V256L27 255H29L30 253ZM35 252V253H34ZM234 254H233V253ZM241 253V255H240V253ZM14 253V254H13ZM27 255H26V254ZM33 254V255H32ZM37 254V255H36ZM240 256H243V257H240L239 258V255ZM42 258H44V260L42 261V259L39 257V256ZM45 255V254H44ZM26 256H27V259H26ZM36 257L35 259H34V257ZM38 256V257H37ZM229 256V257H230ZM233 256V257H232ZM238 256V257H237ZM250 256V255H249ZM54 257V256H53ZM220 257L221 258H226L225 256L223 257V255H220ZM252 257V259L251 258H249V257H247L246 255H245V260H247V261H249L250 262V264H258V262L257 261H255L254 262V256L252 255L251 256ZM247 258H249V259H247ZM34 259V260H33ZM55 259L57 260V258L55 257ZM60 259V258H59ZM227 259V258H226ZM225 259V260H226ZM33 260V261H32ZM38 260H40V261H38ZM231 260H229V261H231ZM58 262H57V264H59L60 262V260H57ZM227 261V260H226ZM39 262V263H38ZM43 262V264H45ZM56 262V261H55ZM221 262L223 263L224 262V260H222L221 259ZM249 262H248V264H249ZM254 262V263H253ZM31 263V264H32ZM34 264V263H33Z\"/></svg>","mask_w":264,"mask_h":264}]
</instances>
